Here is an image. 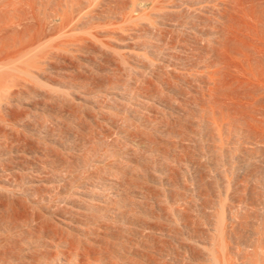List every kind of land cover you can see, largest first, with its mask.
<instances>
[{
  "label": "rangeland",
  "instance_id": "1",
  "mask_svg": "<svg viewBox=\"0 0 264 264\" xmlns=\"http://www.w3.org/2000/svg\"><path fill=\"white\" fill-rule=\"evenodd\" d=\"M62 1L63 0H53V1L52 0H37L35 1L34 15L40 18L38 20V17L37 19L35 17L34 18L35 20L31 19V21H34L37 26H41V27L37 28V26L34 25L35 24L34 22H31V21L29 22V19L24 20L23 23H21L24 26L22 27L19 26L18 28L16 27L17 30L14 27V32L16 33V35L14 36L15 33L13 32V29L9 28L6 34H9L10 36L7 35V37H5L6 40H4L5 43L9 44V42L11 43L12 38H14L12 41H14L15 38H18L15 41H18V40L22 41V39L25 40L26 37H30L32 36V34H35L36 36L38 34L42 35L43 33V31L41 32L42 27H43L42 30H45V31H44L43 38H41L42 36H40V38L42 40L44 38L45 40H47L48 38L50 39L52 37L51 38L52 40L50 39L51 40L50 44L46 42L45 40H43L45 41L44 43L49 44L47 46H50V48L46 49L47 46L44 45L43 48H45L47 51L38 52L39 51L38 50L36 53L37 59L34 58V63L36 61L37 62H36V65L35 64L34 65L37 66V68H35V70L37 69L36 70L37 72L32 69L31 70H20V71L18 70L20 73L16 70H5L4 73H1L0 75V85H1L0 94L1 95L3 94L6 96L5 98V96L3 97L0 95V99H1L0 100V110H1L0 116L3 117V120L1 118L0 121L1 120L4 121L3 123L0 122V165H1L0 166V179H1L0 180V190L2 189V191H0V216H1L0 217L1 218L0 219V264H31V263L32 264H72V263L73 264H84V263L89 264L90 262H91L90 264H99V263L104 264L107 262H108L107 264H113V263L116 264V260L113 259L114 258L113 254L115 250L117 249V247L120 249L118 250L119 251L118 255L121 254V252H123L121 251V249L123 248L125 250L126 248H128L126 252L130 249L131 250L134 249L132 252L133 255L129 254V251L127 252L128 254L126 253L127 259L124 258L125 252H123L124 255L123 253L121 254L122 255L121 258H123L122 260L126 259L124 261V264H126V262L127 264L128 263L134 264L135 263L134 261L137 260L136 258H138L139 256L141 257L143 254L145 255H143L141 258L139 257L141 260L138 259L140 261V264L142 263L146 264V262H148V264L149 263L150 264L152 263L153 264H205V262L206 264H213V263L220 264V262L221 264H232V263L246 264L247 262L248 264L249 263L255 264L256 262L252 261L253 259H255L253 258V256H255L254 253L260 254L262 250H257L258 248H254V247H257L260 243L264 246V237H263L264 236L263 234L264 233V230H263L264 229V199H263L264 198V182H263L264 181V169H263L264 168V164H263L264 163V145H263L264 144V135H263L264 134V124H263L264 123V112H262L264 111V102H263L264 100V88L263 87L264 86L263 84H259L260 81L261 83H264V73H263L264 72V67H263L264 59H262L264 58V56H262L264 55V52H263L264 51L263 49L264 48V34H263L264 33V19H263L264 18L263 17L264 0H226L225 2L226 4L224 3L225 5H223V6H226L225 7L226 9L219 7V4H220L219 0H216V2H213L215 0L213 1L212 0H196L197 2L194 0H188V1L181 0L184 3H182L180 0H179L180 2L178 0L177 1L174 0L176 1L175 3H178L176 4L177 7L174 2L172 3L171 0H167V1L163 0L162 4L163 3L164 4L162 6L163 8L167 6L166 8H164L166 9V11L173 9L172 7H170V9L168 10V6H172V5H174L176 8H178V5H179L178 10H181V11L176 13V11L174 12V10L173 11L171 10L169 11L170 13H166L165 10H164L165 12L161 10V13H160V10L159 12L156 11L158 9L157 7L156 10H152V12L154 11L153 13H157V14H154V15L153 13L150 14L149 12L151 11L147 10L148 13L145 12L147 13V15L145 14L147 17L145 18H148V20L147 19L144 20V18L140 19L139 20L140 23L132 22V23L124 24L122 21L120 23L117 22L118 20H116L115 22H112V20L111 22L109 21L105 22L106 21L105 19H104L105 21L102 22L103 20L102 19L100 20L101 22L98 21L99 23L98 24L96 22L93 23L90 18L88 19L86 18L87 20L84 23H81V21L79 23L77 22L78 24H80L79 26L77 25L76 22L75 24L71 22L73 24V27L69 26L71 23L66 25V27H63V28L59 27L62 33L65 28H66V31L68 28V31H67L68 33L65 32L64 35L60 34L61 32L58 31L59 29L57 26L58 21L56 22L57 24L52 23L54 20L48 23V21L50 20L49 19L46 22L48 23V25L45 26L46 23L44 24L43 22H45L46 20L44 21L40 20L43 14L45 16L46 12L48 13L46 14L47 17L55 14L56 11L54 12L53 9L56 10V5L61 4ZM71 1L68 0L69 3L66 2L67 8L70 6H74L71 4L75 0L72 3ZM102 1H104L103 6L99 5V7L101 8H97V12L95 14H97L99 10L103 11V14L101 15L103 17L107 16V14L104 16L106 12L112 13L115 10L114 11L115 13L119 11V9L122 8V6H124L125 3L127 5L128 3L130 5L132 4L131 0H122L125 3L121 2V0H102ZM138 1L140 0H134V2H138ZM147 1L148 0H146V3H148ZM204 1H206L205 4H204ZM210 1L213 2L212 5ZM64 2L65 1H63V4L65 5ZM79 2L77 0V2L75 3L77 4ZM120 2L122 5H120ZM201 2L204 5H207L210 3L208 5L209 6L208 15L203 13L204 9L201 7L203 6L201 5L202 4ZM39 3H41L40 4L41 6L39 5ZM43 5H45V8L48 10H44L45 8ZM58 5L57 7H59ZM180 5H183V7ZM217 5L219 8L216 7ZM116 6H119L120 8ZM220 6H222V4ZM63 7H66V6H62L61 4V8ZM127 7H129V5ZM175 7L174 9L176 10ZM191 7L192 9H194L195 7L197 9L191 10ZM200 7L201 9H199ZM163 8L161 7V9ZM57 9L59 11L57 10L56 13H60L62 10L60 8H57ZM43 10L46 12H44ZM107 10H112V11L108 12ZM222 10L224 11V13H222L223 12ZM40 11H42L41 12L42 14L39 13ZM48 11L49 12L51 11L52 15H49L50 13ZM242 11H245V12H242ZM255 11L257 14L255 13ZM183 12H184V15L186 13L185 16L183 15ZM250 12H254V13L250 14ZM110 13L108 14V16L112 15ZM99 14H101V12H99L98 15ZM148 14H149V17H148ZM202 14L207 15L208 18H206L204 15L206 20L211 19V17L215 19L212 18L211 21L210 20L206 21L203 16L202 18L200 17ZM159 15L160 17H158ZM172 15L174 17L176 16V18H174ZM180 15H182L183 17ZM187 15L189 19L185 18L187 17ZM192 15H195V16L193 17ZM220 15L223 17L224 16L226 17L223 18ZM246 16L252 19L254 18V19L253 20L252 19L249 20V18L246 19L247 18ZM55 18H57V16ZM109 19H111V17ZM171 19L174 22L173 24L171 23ZM26 21H28V23ZM40 21H42L44 26H42L43 24L40 25L41 23ZM82 21H85V20H82ZM87 21L88 22L90 21V23L88 24ZM150 21L152 22V24H150ZM85 23L88 25H85ZM141 23L143 24V26ZM49 24L57 26V30L53 29V26H50L49 28ZM93 24H96L97 26ZM106 24L108 26L109 24H111V26L106 27L107 26ZM260 24H262V26ZM99 25H102L103 27L102 26L99 27ZM104 25L106 26L104 27ZM55 26L54 28H56ZM36 28H37V32L34 30ZM47 28L49 30L51 29L50 30L51 33L48 32L49 30ZM83 28L84 30H86L87 35L85 32L84 34L80 33V31H83ZM88 28H89L90 37L87 32ZM90 28L92 29L91 31H90ZM109 28L112 30H110ZM101 29L102 30L104 29L105 31L103 30L102 32ZM133 29L135 30L134 32H133ZM246 29H248L249 31H247ZM33 30L34 32L38 34L34 33ZM71 30L73 31L72 34L70 33L72 32ZM75 30L77 31V33L74 32ZM139 31H141V33ZM26 32L28 33L27 36L24 35V34H27ZM98 32L100 34H98ZM106 33H110V35H107ZM140 34L141 35L143 34V36L144 35L145 36L140 37L141 36ZM245 34H247V36ZM58 35H61L62 37ZM258 36L260 37L261 40L259 39ZM56 37L58 38L57 40H56ZM91 37H93V39ZM103 37H106V38H103ZM96 39L98 42L96 41ZM255 39L256 40L258 39V40L256 41ZM62 42H63V45H65V47L61 45ZM260 42H263V43H260ZM244 45H248V46L246 47ZM249 46L250 47L252 46V47L250 48ZM258 46H259V49H256L258 48ZM43 48L42 50H44ZM249 48H250V52H249ZM52 49H54V51ZM64 50L70 51V53L69 52L67 53ZM48 52L50 53V55L48 54ZM257 52L258 53L260 52L261 55L260 54L258 55ZM240 53L242 54L243 57L241 56ZM39 55L40 57H38ZM49 56L50 58H47ZM233 56H236V57L234 58ZM259 56L260 57L262 56V57L260 58ZM41 57L43 61L42 59H40ZM59 57H61V59H59ZM226 59H230V60H226ZM39 61L41 62V65L38 64L40 63ZM220 61L221 62L223 61L224 63L223 62L221 63ZM258 63H260L261 65ZM49 64H51L52 67L51 65L49 66ZM39 66H40V69H39ZM26 71L27 72L29 71V72L26 73ZM249 72L251 73L255 72V73L249 74ZM38 73L41 75L39 76ZM247 73L248 75H246ZM12 74L13 75L15 74L14 76L16 78L19 77L21 79L19 78L16 79L15 77H12L13 76ZM27 74L29 75L27 76ZM253 75L255 79L252 77ZM8 76H9V79L8 81H6L7 79L5 78H8ZM23 77L26 81L22 79ZM11 78H15V80ZM235 78H237V82ZM242 79L246 80L247 83H245L246 81L244 82ZM9 81L11 84L7 85ZM38 81L41 83H39ZM31 83L33 85H31ZM42 83H45L44 86ZM13 84L16 86H14ZM45 85L47 86V88ZM259 85H262L263 89ZM5 86L6 88L8 86V89L11 88V90L10 89L8 90L6 88L2 89ZM53 87H54V91L52 89ZM209 87L211 90L208 89ZM256 88H258L257 89L258 93H257V90H255ZM1 89L3 90V92ZM5 90H7L8 92ZM58 90L62 92H59ZM254 92H256L257 94L255 95ZM14 93L16 94L13 95ZM30 93L31 94L33 93L32 94L33 97L29 96L31 95ZM60 94H62V97ZM250 94H252L253 97ZM59 95H60V99H59ZM209 95H211V97ZM243 96L245 97L248 96V97L243 98ZM11 97L12 98L14 97V99H12ZM53 97H56L58 100H56V98L53 100ZM256 97H259L258 100L257 99L255 100L257 103L254 101ZM260 103L262 105H260ZM249 104L251 105L249 106ZM22 106H25V107H22ZM28 106L30 109L28 108ZM246 106H247V109H246ZM248 107H250V109ZM255 108L257 109L258 112H256ZM251 109H253V111ZM249 110H251V112ZM204 111L208 113H205ZM215 111H217L218 113ZM27 112L29 114H27ZM219 112L222 114L223 113L225 114L222 115ZM213 113L216 114V115L214 114V116H216L217 118L221 115L219 119H222V121L224 120L222 123L225 122L223 124V127H225L223 134H225V136L222 134L220 135L221 137L223 136L224 140L220 137L223 142L218 140L219 137L216 138L217 137L216 127L210 123L211 121L208 122L209 120H211V116ZM232 115H235V116H232ZM257 115H259L260 117ZM202 116L203 118H201ZM25 117L27 119H25ZM251 117H254V118L252 119ZM246 118L249 120H247ZM256 118L259 120H257ZM19 120H21L22 122ZM205 120H208L207 121L208 125L206 124L207 122ZM240 121H242L241 123H244V124H241ZM7 122H10V123H7ZM234 122L235 123L237 122V123L235 124ZM200 123H202L204 126H202V124ZM7 124L11 126L9 127ZM246 124L251 125V126H248ZM233 125L236 126L235 130H234ZM261 127H263V129H261ZM250 128L251 129L253 128V131ZM257 128L258 129L260 128V129L256 130ZM16 129L18 130L20 129L19 132H17ZM236 129H238L239 131ZM189 130L190 131L195 130V131H192L191 133ZM246 130L248 131L250 130L251 133L250 131L248 132ZM176 132L182 135L178 136ZM243 132L244 134H242ZM235 133L236 134L238 133V134L236 135ZM203 134L204 136L202 137L201 135ZM227 134H230V135H227ZM231 135H232V138L234 137L233 139L231 138ZM28 136L29 137L31 136L33 138L31 139ZM207 138H208V141H207ZM209 138H211L212 143L209 142L211 141ZM242 140L244 141L240 143V141ZM200 142H202L203 144ZM249 142H252V143L254 142V143L249 144ZM218 143L221 144L219 149L224 144L222 146L223 149L222 148L220 149L221 151L218 150V146H219V145L217 146ZM168 144H171V145L169 146ZM210 144H213V145H210ZM261 144L263 146H261ZM153 147L158 152H156V150ZM236 147L237 148L240 147V148L237 149ZM202 148L204 149L202 150ZM206 148L209 149L211 153ZM258 148H260L261 152ZM153 150H155V152ZM226 150H228L229 153ZM162 152H164L166 155H164V153L162 154ZM215 152L217 153L218 156L219 155L220 156L218 157L216 154H214ZM248 152L249 154L247 155L246 153ZM221 154L223 155L221 156ZM223 156H225V158H223ZM209 157H211V159ZM231 157H232V160H231ZM203 158L204 159L206 158V159L204 160ZM217 160L222 161L221 162L222 164L218 161L219 163L217 166ZM230 160L233 161V163ZM238 160H240V162H238ZM228 162H230L231 164L230 163L228 164ZM84 164H86L87 166ZM135 164H136V167L134 166ZM223 164L226 165V167ZM257 164L259 165L257 166ZM228 165H232V166H228ZM142 166L144 167L141 168ZM211 167H213V169ZM259 167L262 169H260ZM254 171H256L257 174L254 173ZM119 172L121 173V175ZM228 180H229L228 182L229 185H227ZM127 182L130 183L131 185L130 184L128 185ZM66 184H68V186ZM133 185H136V186H133ZM7 186L9 188L5 190L4 188H6ZM228 187H230L231 189ZM138 188L140 190H138ZM76 189L78 190V192ZM251 189L253 190V192ZM10 190L12 192L14 191L13 192L14 194ZM119 190L120 192L121 191L122 192L120 193ZM224 191L225 192L227 191V193H225ZM248 191H250L251 194L254 192H257V193L256 195L254 194L250 195V192ZM176 193L177 194L179 193V194L177 195ZM245 193H247L248 195ZM32 194H34L35 196ZM7 195H9V198L7 197ZM58 196H60V198ZM119 200L120 202H118ZM161 201H163L164 203ZM11 202L13 203L15 202V203L13 204ZM218 202H220L221 207ZM38 203H40V207ZM168 203H170L171 205ZM117 204L119 206H117ZM246 206H248L249 208ZM121 207L123 209H121ZM257 207L258 208L261 207V208L258 209ZM172 208L174 210H172ZM4 209L6 211H3ZM186 209L189 211H187ZM118 210H119V214L122 215V213H124L122 218L126 217L125 220L121 218V215L119 216ZM219 210L221 211L222 214H220ZM175 211L176 212L178 211V212L176 213ZM125 212H127L126 214H128V216L125 214ZM134 214L136 215L134 216ZM8 215L10 216L8 217ZM117 215L119 216L120 219L124 220V222L126 223L123 224L124 222L122 220L119 221L117 219L118 217L117 218L114 217ZM217 215L218 217H216ZM247 215H248V218H247ZM257 216L259 219L257 218ZM3 217H4V221H3ZM132 217L134 220L132 219ZM141 220H142V223H141ZM112 221H115V222H112ZM257 221H258V225L256 224ZM61 223L63 225H61ZM216 224H218L219 228ZM149 225L151 228L149 227ZM123 227L125 228L127 227L126 229H129L131 231L129 230L126 231L125 228ZM246 230L249 232H247ZM251 230L252 232H250ZM257 230L260 233H258ZM43 231H44V234L42 233ZM90 232L91 233L93 232V233L91 234ZM129 232L131 233L129 234ZM221 232L222 234H220ZM229 233H230V237H229ZM253 233L255 234V236L253 235ZM47 234L48 236H46ZM98 234H99L98 236L99 238L97 237ZM107 234L109 235V237L107 236ZM219 234L221 237H219ZM226 234H228V236ZM36 238H39V239H36ZM100 239H102V241ZM153 239H155L154 241L156 242V243L154 242V245H155L154 247L153 245L151 246V244L144 246L145 241L147 244V240H149V243H151L150 241H153ZM220 239L222 242L220 241ZM254 239H256V242ZM38 240H41V242L42 243L44 242V244L47 242L49 244V248H47L48 247L47 243L44 245V244H41V242ZM214 240L216 241L214 242ZM83 241L85 242L87 241V242L85 243ZM235 241L237 244L235 243ZM37 242L38 243L40 242V243L37 244ZM77 242L79 244H77ZM96 242H98L99 244ZM104 242L107 245H105ZM208 242H210L211 244L210 243L208 244ZM117 243L118 244L120 243L121 245H123L122 248H120L121 245L119 244L118 246ZM229 243L231 245H229ZM255 243L257 244V246H255L256 245ZM34 244L35 246H33ZM245 244L246 245L250 244V245H247L249 246L247 247ZM261 244L259 246H261ZM44 246H46L45 247L46 249L42 248ZM150 246L153 247V249H151L153 250V252L149 249L151 248ZM142 247H144L145 250ZM155 247L156 248L158 247L157 248L158 251L160 249L161 252L163 250L165 252L163 251L161 253L159 251L160 253L159 252L157 253V250ZM233 247H234V250H233ZM100 248H103V249H100ZM154 248L156 250V253H154L155 252ZM254 249H256V251H252ZM232 251L233 252L235 251V252L233 253ZM43 254H45L44 257L47 254L48 255L44 258L42 257ZM111 254L113 258H111ZM134 254H137L139 256L134 257ZM211 254H213V256H211ZM128 255H131V256L128 258ZM105 256H106L105 262H103L101 258ZM194 256H195V259L193 258ZM245 256H246V259L249 257L250 258L245 260ZM208 257H214L217 260L215 261L214 258H208ZM47 258H49L50 261ZM132 258L133 259L135 258V260H132ZM143 258L147 259L145 260L146 262L144 261ZM116 259H117V264H119L121 259L118 257ZM207 259H210V261Z\"/></svg>",
  "mask_w": 264,
  "mask_h": 264
},
{
  "label": "bare ground",
  "instance_id": "2",
  "mask_svg": "<svg viewBox=\"0 0 264 264\" xmlns=\"http://www.w3.org/2000/svg\"><path fill=\"white\" fill-rule=\"evenodd\" d=\"M35 1H37V0H0V75H1V73H4L5 70H16V71H18V70H19V71H20V70H31V69H32V70H35V68H37V66H35L37 61L34 63V58H36V53H37V51L39 50L38 52H40V51H41V52H43V51L46 52V51H47L46 49H49V48H50V46H47V45L50 44V41L52 40V39H51L52 37L50 38L51 40L47 37V38H48V39H47L48 41L45 40V38H44L43 40H45V41L48 42L49 44H48V43H47V44L44 43L45 41H43L41 38H43V36H44V31H45V30H42L43 27H42V29L40 28V29H41V32L43 31V33H42V35H41V34L39 35V34L36 33V32H37V28H38V27H41V26H37L36 23H35L34 21H31V19L35 20L34 18L36 17V15H34ZM52 1H53V0H52ZM63 1H65V2H64L65 5L63 4ZM63 1H62V3H61V2H60V3L62 4V6H66V7H63L65 10H64L63 8H61V4H59V5L57 4L59 7H57V5H56V10L53 9V8H52V9L54 10V12H55V11L57 12V10H58L57 8H60V9H62L61 12H60V13H56V12H55V14L52 15L51 11H50V12L48 11V12L50 13L49 15H52V16H49V15H48L49 17L46 16V14H48V13H47L46 11H44V10H48V9H46V8H45V5H43L44 8H45L43 11L46 12V13H45V16H46V17H45L44 14H43V16L41 15L42 17H41L40 20H42V21L46 20L45 22H43L44 24H45L49 19H50V20L48 21V23H49V22H52V21L54 20L52 23H53V24H54V23H55V24L58 23V24H57L58 28H59V27H62V28H63V27H66V25H68V24L71 23V22H73V24H75V22H76V23H77V22L79 23L80 21H81V23H84V22H86V20H87L88 18H90V19L92 20L93 23H94V22L98 23V21L101 22L100 20H102V19H103L102 22L105 21V20H106L105 22H107V21L111 22V20H112V22H115L116 20H118L117 22L120 23V22L122 21L124 24H125V23H132V22H136V23H137V22H139L140 19H143V18H144V20H145V19L148 20V18H145V17H147L146 15H147V13H148L147 10H148V11H151V12H149V13L151 14V13L154 12V11L152 12V10H156V8L158 7V9H157L156 11L159 12V10H160V13H161V10H162V11H164V10L166 11V9H164V8L167 7L166 5H164V6H166V7L163 8V6H162V5L164 4V3L162 4L163 0H150V1L148 0V1H147L148 3H146V0H142V1L140 0V1H138V2H134V0H133V1L131 0V3H132L131 5L127 2L128 5H129V7H127L128 5H127L124 1L121 0V2H124L125 5H127V6L124 5V6H122V8H120L119 6L122 5L121 2H120V5H119V6H116V7L120 8L119 11H117V12L114 13V11H115V10H114L112 13H110L109 11H112V10H107V11H108L110 14H112V15H111V16H108L109 13L106 12V13L104 14V16H105L106 14H107V16L103 17V16H101V15L103 14V11H100V10H99V12H101V14L98 15L99 12H98L97 14H95V13L97 12V8H101V7H99V5H100V6H103L104 1H102V0H80V2H79V0H78L79 3H77V4L75 3V2H77V0H75V1H74V0H72V1L69 0V1H71V3L74 1L73 3H75V4L72 3L71 5H74V6H70V7H68V8H67V3H69L68 0H63ZM101 1H102V2H101ZM164 1H165V0H164ZM166 1H167V0H166ZM171 1H172V3H173V2L175 3L177 0H176V1L171 0ZM178 1H179V0H178ZM180 1H181V0H180ZM180 1H179V2H180ZM182 1H183V0H182ZM182 1H181V2H182ZM187 1H188V0H187ZM194 1H196V0H194ZM212 1H213V0H212ZM40 2H41V1H40ZM66 2H67V3H66ZM108 2H109V1H108ZM192 2H193V1H192ZM196 2H197V1H196ZM202 2H203V1H202ZM202 2H201V3H202ZM210 2H211V1H210ZM213 2H216V0L213 1ZM213 2H211V5H212ZM217 2H218V1H217ZM225 2H226V0H219V3H220V4H219V3H217V4H219V7L225 8L226 6H223V5L226 4ZM241 2H243V1H241ZM116 3H117V2H116ZM124 3H123V4H124ZM166 3H168V2H166ZM166 3H165V4H166ZM182 3H184V2H182ZM187 3H188V2H187ZM189 3H190V1H189ZM205 3H206V1H204V4H205ZM224 3H225V4H224ZM258 3H259V2H258ZM37 4H38V3H37ZM40 4H41V3H39V5H40ZM45 4H46V3H45ZM49 4H50V3H49ZM118 4H119V2H118ZM160 4H161V5H160ZM170 4H171V3H170ZM170 4H169V5H170ZM176 4H178V3H175V5H176ZM193 4H194V3H193ZM198 4H199V3H198ZM204 4H203V3L201 4V5H203V6H201V7L204 9V10L202 9V10L204 11L203 13H205V14L208 15V14H209V13H208V7H209L208 5H209L210 3L207 4V5H204ZM221 4H222V6H220ZM263 4H264V3H263ZM68 5H70V4H68ZM112 5H114V4H112ZM116 5H117V4H116ZM167 5H168V4H167ZM199 5H200V4H199ZM37 6H38V5H37ZM40 6H41V5H40ZM47 6H48V4H47ZM49 6H50V5H49ZM159 6H160V8H159ZM180 6L183 7V5H180ZM236 6H237V5H236ZM259 6H260V5H259ZM52 7H53V6H52ZM125 7H126V8H125ZM161 7H162L163 9H161ZM170 7H172L173 9H170ZM174 7H175L174 5H172V6H168V10H169V9H170L169 11H171V10L173 11V10H174V12L176 11V13H178L179 11H181V10H178L179 5H178V8H176V7H177V5H176V7H175L176 10L174 9ZM185 7H186V6H185ZM201 7H200L199 9H201ZM216 7H218V5H217ZM219 7H218V8H219ZM239 7H240V6H239ZM47 8H48V7H47ZM49 8H50V7H49ZM211 8H212V7H211ZM211 8H210V9H211ZM242 8H243V7H242ZM257 8H258V7H257ZM259 8H260V7H259ZM52 9H51V10H52ZM125 9H126V10H125ZM194 9H197V8L195 7ZM194 9H192V7H191V10H194ZM199 9H198V10H199ZM210 9H209V10H210ZM225 9H226V8H225ZM177 10H178V11H177ZM189 10H190V9H189ZM189 10H188V11H189ZM202 10H201V11H202ZM220 10H221V9H220ZM220 10H219V11H220ZM252 10H253V8H252ZM58 11H59V10H58ZM165 11H164V12H165ZM169 11H166V13H170ZM216 11H218V10H216ZM222 11H223V10H222ZM222 11H221V12H222ZM225 11H226V10H225ZM234 11H235V10H234ZM238 11H239V10H238ZM260 11H262V10H260ZM41 12H42V11H40L39 13H41ZM44 12H43V13H44ZM54 12H53V13H54ZM104 12H105V11H104ZM145 12H147V13H145ZM209 12H210V11H209ZM231 12H232V11H231ZM235 12H236V11H235ZM240 12H241V11H240ZM242 12H245V11H242ZM257 12H258V11H257ZM187 13H188V12H187ZM189 13H190V12H189ZM222 13H224V11H223ZM251 13H254V12H250V14H251ZM255 13H256V11H255ZM35 14H36V13H35ZM41 14H42V13H41ZM56 14H57V15H56ZM145 14H146V15H145ZM154 14H157V13H153V15H154ZM163 14H164V13H163ZM205 14H202L200 17H201V18H202V16L204 17ZM211 14H212V13H211ZM217 14H218V13H217ZM239 14H241V13H239ZM256 14H257V13H256ZM38 15H39V14H38ZM55 15L57 16V18H55V17H56ZM183 15H184V12H183ZM185 15H186V13H185ZM185 15H184V16H185ZM190 15H191V14H190ZM195 15H196V14H195ZM195 15H192V16L194 17ZM207 15H205L206 18H208ZM223 15H224V14H223ZM229 15H230V14H229ZM236 15H237V13H236ZM253 15H254V14H253ZM261 15H262V14H261ZM39 16H40V15H39ZM54 16H55V17H54ZM156 16H157V15H156ZM156 16H155V17H156ZM167 16H168V15H167ZM172 16H173V15H172ZM180 16H182V15H180ZM213 16H214V15H213ZM218 16H219V15H218ZM220 16H221V15H220ZM259 16H260V15H259ZM37 17H38V16H37ZM37 17H36V19H37ZM44 17L47 18V19H45ZM110 17H111V19H109ZM148 17H149V14H148ZM158 17H160V15H159ZM173 17H174V16H173ZM182 17H183V16H182ZM182 17H181V18H182ZM196 17H197V16H196ZM200 17H199V19H200ZM205 17H204V19L206 20ZM221 17H223V16H221ZM224 17H226V16H224ZM224 17H223V18H224ZM246 17H247V16H246ZM251 17H252V16H251ZM263 17H264V15H263ZM39 18H40V17H38V20H39ZM54 18H55V19H54ZM86 18H87V19H86ZM169 18H170V17H169ZM174 18H176V16H175ZM174 18H173V19H174ZM185 18L187 19V18H188V15H187V17H185ZM212 18H213V17H211V19H207V20H210V21H211ZM217 18H218V17H217ZM248 18H249V17H247L246 19H248ZM28 19H29V22H30V21H31V22H34V23H35L34 25L37 26V28L34 29L36 32H34V30H33V32L36 33V34H38V35L36 36L35 34H32V33H31L32 36H30V37H26L25 40L22 39V41H21V40L15 41V40H17L18 38H15V40L12 41L14 38L10 37V38H12V39H11V43H10V42H9V44L5 43V41H4V40H6L5 37H7V35H9V34H6V33H7V30L10 28V29H13V32H14V27H15V28H16V27L18 28L19 26H20V27L24 26V25H22L21 23H23L24 20H28ZM104 19H105V20H104ZM108 19H109V20H108ZM149 19H150V18H149ZM159 19H160V18H159ZM164 19H165V17H164ZM179 19H180V18H179ZM186 19H185V20H186ZM188 19H189V18H188ZM204 19H203V20H204ZM213 19H215V18H213ZM220 19H221V18H220ZM231 19H232V18H231ZM244 19H245V18H244ZM250 19H252V18H249V20H250ZM253 19H254V18H253ZM253 19H252V20H253ZM260 19H261V18H260ZM263 19H264V18H263ZM263 19H262V20H263ZM82 20H85V21H82ZM91 20H90V21H91ZM94 20H96V21H94ZM153 20H155V19H153ZM156 20H157V19H156ZM161 20H162V19H161ZM203 20H201V21H203ZM205 20H204V21H205ZM207 20H206V21H207ZM252 20H251V21H252ZM36 21H37V20H36ZM42 21H40L41 23L39 22L40 25L43 24ZM57 21H58V22H57ZM90 21H89V22L87 21V23L89 24ZM167 21H168V20H167ZM177 21H178V20H177ZM186 21H187V20H186ZM201 21H200V22H201ZM213 21H214V20H213ZM254 21H255V20H254ZM26 22L28 23V21H26ZM56 22H57V23H56ZM141 22H143V21H141ZM153 22H154V21H153ZM159 22H160V21H159ZM179 22H180V21H179ZM183 22H184V21H183ZM197 22H198V21H197ZM208 22H209V21H208ZM208 22H207V23H208ZM252 22H253V21H252ZM261 22H262V21H261ZM27 23H25V24H27ZM48 23H46L45 26H47ZM78 23H77V25L79 26L80 24H78ZM139 23H140V22H139ZM145 23H146V22H145ZM145 23H144V24H145ZM154 23H155V22H154ZM169 23H170V22H169ZM171 23H172V24L174 23V22L172 21V19H171ZM191 23H192V21H191ZM204 23H205V22H204ZM212 23H213V22H212ZM249 23H250V22H249ZM29 24H31V23H29ZM44 24H43L42 26H44ZM73 24L71 23L69 26L73 27ZM88 24L85 23V25H88ZM91 24H92V23H91ZM98 24H99V23H98ZM107 24H108V23H107ZM107 24H106V25H107ZM116 24H118V23H116ZM141 24H142V23H141ZM150 24H152L151 21H150ZM155 24H156V23H155ZM162 24H163V23H162ZM166 24H167V23H166ZM166 24H164V25H166ZM172 24H171V25H172ZM235 24H237V23H235ZM239 24H240V23H239ZM243 24H244V23H243ZM246 24H247V23H246ZM258 24H259V23H258ZM77 25H76V26H77ZM82 25H83V24H82ZM93 25L97 26L96 24H93ZM106 25H104V27H105ZM120 25H121V24H120ZM174 25H175V24H174ZM241 25H242V24H241ZM256 25H257V23H256ZM260 25L262 26V24H260ZM260 25H259V26H260ZM50 26H53V29L57 30V26L49 24V28H50ZM54 26H55L56 28H54ZM69 26H68V27H69ZM83 26H84V25H83ZM100 26H102V25H99V27H100ZM109 26H111V24H109ZM109 26L107 25L106 27H109ZM117 26H119V25H117ZM142 26H143V24H142ZM151 26H152V25H151ZM244 26H245V25H244ZM251 26H252V25H251ZM29 27H31V26H29ZM29 27H28V28H29ZM102 27H103V26H102ZM181 27H183V26H181ZM200 27H201V26H200ZM17 28H16V30H17ZM28 28H27V29H28ZM45 28H46V27H45ZM45 28H44V29H45ZM69 28H70V27H69ZM97 28H98V27H97ZM121 28H122V27H121ZM130 28H132V27H130ZM140 28H141V27H140ZM143 28H144V27H143ZM223 28H224V27H223ZM257 28H258V27H257ZM259 28H260V27H259ZM30 29H32V28H30ZM40 29H39V30H40ZM47 29H48V28H47ZM47 29H46V31H47ZM53 29H52V30H53ZM70 29H71V28H70ZM72 29H74V28H72ZM105 29H106V28H105ZM109 29H110V28H109ZM134 29H136V28H134ZM134 29H133V32L135 31ZM231 29H232V28H231ZM242 29H243V28H242ZM250 29H251V28H250ZM255 29H256V27H255ZM261 29H262V27H261ZM16 30H15V31H16ZM48 30H49V29H48ZM50 30H51V29H50ZM50 30H49L48 32L51 33ZM64 30H65V31H64ZM64 30H63V33H62V31H60V28L58 29V31H60V32H61L60 34H62V35H64L65 32L68 31V28H67V31H66V28H65ZM91 30H92V29L90 28V31H91ZM94 30H95V29H94ZM101 30H102V29H101ZM101 30H100V31H101ZM103 30H104V29H103ZM103 30H102V32H103ZM110 30H112V29H110ZM124 30H125V29H124ZM126 30H127V29H126ZM136 30H138V29H136ZM160 30H161V29H160ZM221 30H222V29H221ZM244 30H245V29H244ZM246 30L249 31L248 29H246ZM18 31H19V30H18ZM18 31H17V32H18ZM71 31H72V30H71ZM98 31H99V30H98ZM104 31H105V30H104ZM130 31H131V29H130ZM143 31H144V30H143ZM165 31H166V30H165ZM175 31H176V30H175ZM214 31H215V30H214ZM250 31H251V30H250ZM8 32H9V31H8ZM10 32H11V31H10ZM13 32H12V33H13ZM19 32H20V31H19ZM38 32H39V31H38ZM48 32H47V33H48ZM74 32L77 33L76 30H75ZM78 32H79V31H78ZM84 32L86 33V30H84V28H83V31H80V33H83V34H84ZM87 32H88L89 37H90L89 28L87 29ZM96 32H97V30H96ZM102 32H101V34H102ZM139 32L141 33V31H139ZM167 32H168V31H167ZM235 32H236V31H235ZM245 32H246V31H245ZM254 32H255V31H254ZM14 33H15V32H14ZM26 33H27V32H26ZM39 33H40V32H39ZM67 33H68V32H67ZM70 33L72 34L73 31L70 32ZM70 33H69V34H70ZM114 33H115V32H114ZM150 33H151V32H150ZM174 33H175V32H174ZM256 33H257V32H256ZM5 34H6V36H5ZM31 34H30V35H31ZM58 34H59V33H58ZM92 34H93V33H92ZM98 34H100V33L98 32ZM106 34H107V35H110V33H106ZM143 34H144V33H143ZM143 34H142V35L140 34V35H141L140 37H142ZM227 34H228V33H227ZM243 34H244V33H243ZM251 34H252V33H251ZM253 34H254V33H253ZM263 34H264V33H263ZM15 35H16V33L14 34V36H15ZM19 35H20V34H19ZM24 35L27 36L28 33H27V34H24ZM34 35H35V36H34ZM46 35H47V34H46ZM46 35H45V36H46ZM48 35H49V34H48ZM86 35H87V33H86ZM103 35H104V33H103ZM113 35H115V34H113ZM118 35H119V34H118ZM138 35H139V34H138ZM146 35H148V34H146ZM161 35H162V34H161ZM163 35H164V34H163ZM178 35H179V34H178ZM245 35L247 36V34H245ZM259 35H260V33H259ZM9 36H10V35H9ZM12 36H13V34H12ZM17 36H18V35H17ZM40 36H42V37L40 38ZM50 36H51V35H50ZM50 36H49V37H50ZM52 36H53V35H52ZM55 36H56V35H55ZM58 36H61V35H58ZM58 36H57V37H58ZM68 36H69V35H68ZM91 36H92V35H91ZM135 36H136V34H135ZM144 36H145V35H144ZM144 36H143V37H144ZM152 36H153V35H152ZM18 37H19V36H18ZM57 37H56V40L58 39ZM61 37H62V36H61ZM93 37H94V36H93ZM93 37H91V38L93 39ZM108 37H109V36H108ZM137 37H138V36H137ZM140 37H139V38H140ZM258 37H259V36H258ZM261 37H263V36H261ZM19 38H20V37H19ZM94 38H95V37H94ZM103 38H106V37H103ZM222 38H223V37H222ZM253 38H254V37H253ZM26 39H27V40H26ZM53 39H54V38H53ZM132 39H133V38H132ZM176 39H177V38H176ZM241 39H242V38H241ZM259 39H260V37H259ZM8 40H10V39H8ZM23 40H24V41H23ZM41 40H42V41H41ZM79 40H80V39H79ZM94 40H95V39H94ZM184 40H185V39H184ZM255 40H256V39H255ZM257 40H258V39H257ZM257 40H256V41H257ZM260 40H261V39H260ZM262 40H263V39H262ZM53 41H54V40H53ZM96 41H97V39H96ZM250 41H251V40H250ZM250 41H249V43H250ZM66 42H68V41H66ZM97 42H98V41H97ZM215 42H216V41H215ZM231 42H232V41H231ZM251 42H252V41H251ZM254 42H255V41H254ZM254 42H253V43H254ZM79 43H80V42H79ZM210 43H211V42H210ZM249 43H248V45H249ZM255 43H256V42H255ZM260 43H263V42H260ZM66 44H68V43H66ZM76 44H77V43H76ZM44 45H46L48 48H47L46 46H45L46 49L43 48ZM51 45H52V44H51ZM61 45H63V42H62ZM101 45H102V44H101ZM207 45H208V44H207ZM233 45H234V44H233ZM248 45H244V46L247 47ZM254 45H255V44H254ZM261 45H262V44H261ZM41 46H42V47H41ZM53 46H55V45H53ZM59 46H60V45H59ZM63 46L65 47V45H63ZM68 46H70V45H68ZM60 47H61V46H60ZM104 47H106V46H104ZM112 47H113V46H112ZM246 47H245V48H246ZM249 47H250V46H249ZM251 47H252V46H251ZM251 47H250V48H251ZM42 48H43L44 50H42ZM58 48H59V47H58ZM80 48H81V47H80ZM98 48H99V47H98ZM108 48H109V47H108ZM108 48H107V49H108ZM245 48H244V49H245ZM250 48H249V52H250ZM260 48H261V47H260ZM40 49H41V50H40ZM62 49H63V48H62ZM62 49H60V50H62ZM256 49H259V46H258V48H256ZM263 49H264V48H263ZM50 50H51V49H50ZM50 50H48V51H50ZM52 50L54 51V49H52ZM57 50H58V49H57ZM68 50H70V49H68ZM82 50H83V49H82ZM116 50H117V49H116ZM245 50H246V49H245ZM64 51H66V50H64ZM110 51H111V50H110ZM184 51H185V50H184ZM229 51H230V50H229ZM247 51H248V50H247ZM256 51H258V50H256ZM262 51H263V50H262ZM66 52H67V53H68V52L70 53V51H66ZM241 52H242V51H241ZM243 52H244V51H243ZM252 52H253V51H252ZM263 52H264V51H263ZM263 52H262V53H263ZM51 53H53V52H51ZM61 53H62V52H61ZM226 53H227V52H226ZM229 53H230V52H229ZM237 53H238V52H237ZM254 53H255V51H254ZM48 54L50 55L49 52H48ZM219 54H220V53H219ZM221 54H222V53H221ZM233 54H234V53H233ZM240 54H241V53H240ZM257 54L259 55L260 52H259V53L257 52ZM257 54H256V55H257ZM202 55H203V54H202ZM260 55H261V54H260ZM46 56H47V55H46ZM46 56H45V57H46ZM51 56H53V55H51ZM237 56H238V55H237ZM241 56H242V54H241ZM251 56H253V55H251ZM262 56H264V55H262ZM262 56H261V57H262ZM38 57H40V55H39ZM206 57H207V56H206ZM221 57H222V55H221ZM233 57L235 58L236 56H233ZM242 57H243V56H242ZM247 57H248V56H247ZM259 57H260V56H259ZM261 57H260V58H261ZM47 58H50V56L47 57ZM56 58H57V57H56ZM62 58H63V57H62ZM257 58H258V57H257ZM36 59H37V58H36ZM40 59H42V57H41ZM40 59H39V60H40ZM51 59H52V58H51ZM59 59H61V57H59ZM237 59H238V58H237ZM262 59H264V58H262ZM197 60H198V59H197ZM223 60H224V59H223ZM226 60H230V59H226ZM251 60H252V59H251ZM42 61H43V59H42ZM254 61H255V59H254ZM254 61H253V62H254ZM256 61H257V60H256ZM260 61H261V60H260ZM263 61H264V60H263ZM39 62H40V61H39ZM46 62H47V61H46ZM63 62H64V61H63ZM220 62H221V61H220ZM220 62H219V64H220ZM222 62H223V61H222ZM222 62H221V63H222ZM233 62H234V61H233ZM239 62H240V61H239ZM244 62H245V61H244ZM247 62H248V61H247ZM44 63H45V62H44ZM47 63H48V62H47ZM223 63H224V62H223ZM260 63H262V62H260ZM260 63H258V64H260ZM34 64H35V65H34ZM38 64L41 65V62L38 63ZM150 64H151V63H150ZM249 64H250V63H249ZM42 65H43V64H42ZM50 65H51V64H49V66H50ZM212 65H213V64H212ZM236 65H237V64H236ZM253 65H254V64H253ZM260 65H261V64H260ZM32 66L34 67V69H33ZM43 66H44V65H43ZM230 66H231V65H230ZM232 66H233V64H232ZM234 66H235V65H234ZM47 67H48V66H47ZM51 67H52V65H51ZM211 67H212V66H211ZM225 67H226V66H225ZM244 67H245V66H244ZM263 67H264V66H263ZM54 68H55V67H54ZM223 68H224V66H223ZM231 68H232V67H231ZM231 68H230V69H231ZM259 68H260V67H259ZM39 69H40V66H39ZM47 69H48V68H47ZM60 69H61V68H60ZM220 69H221V68H220ZM225 69H226V68H225ZM234 69H235V68H234ZM237 69H238V68H237ZM251 69H252V67H251ZM2 70H3V71H2ZM36 70H37V69H36ZM36 70H35V71H36ZM152 70H153V69H152ZM218 70H219V69H218ZM226 70H227V69H226ZM228 70H229V69H228ZM231 70H232V69H231ZM260 70H261V69H260ZM1 71H2V72H1ZM19 71H18V72H19ZM35 71H34V72H35ZM44 71H45V70H44ZM247 71H248V70H247ZM249 71H250V70H249ZM252 71H253V70H252ZM252 71H251V72H252ZM22 72H23V71H22ZM28 72H29V71H28ZM28 72L26 71V73H28ZM36 72H37V71H36ZM36 72H35V73H36ZM38 72H39V71H38ZM45 72H46V71H45ZM231 72H232V71H231ZM245 72H246V71H245ZM251 72H249V74H250ZM19 73H20V72H19ZM24 73H25V72H24ZM30 73H31V71H30ZM40 73H41V72H40ZM163 73H164V72H163ZM163 73H162V74H163ZM196 73H197V72H196ZM253 73H255V72H253ZM253 73H251V74H253ZM263 73H264V72H263ZM263 73H262V74H263ZM6 74H7V73H6ZM9 74H10V73H9ZM32 74H33V72H32ZM38 74H39V73H38ZM203 74H204V72H203ZM214 74H215V73H214ZM225 74H226V73H225ZM235 74H236V73H235ZM241 74H242V73H241ZM241 74H240V75H241ZM7 75H8V74H7ZM12 75H13V74H12ZM14 75H15V74H14ZM14 75H13L12 77H15ZM25 75H26V74H25ZM28 75H29V74H27V76H28ZM34 75H36V74H34ZM40 75H41V74H39V76H40ZM51 75H52V74H51ZM200 75H201V74H200ZM246 75H248V73H247ZM64 76H65V75H64ZM185 76H186V75H185ZM211 76H212V74H211ZM227 76H228V75H227ZM229 76H230V75H229ZM255 76H256V75H255ZM262 76H263V75H262ZM31 77H33V76H31ZM37 77H38V76H37ZM230 77H231V76H230ZM252 77L254 78V75H253ZM3 78H5V77H3ZM15 78H16V77H15ZM15 78H11V79H14V80H15ZM18 78H19V77H17L16 79H18ZM212 78H214V77H212ZM261 78H262V77H261ZM5 79H7L6 81H8L9 76H8V78H5ZM5 79H4V80H5ZM19 79H21V78H19ZM22 79H24V77H23ZM34 79H35V78H34ZM49 79H50V78H49ZM49 79H48V80H49ZM235 79H236V82H237V78H235ZM235 79H234V80H235ZM254 79H255V78H254ZM24 80H25V79H24ZM27 80H28V79H27ZM37 80H38V79H37ZM39 80H40V79H39ZM231 80H232V79H231ZM242 80H243V79H242ZM248 80H249V79H248ZM261 80H262V79H261ZM25 81H26V80H25ZM33 81H34V80H33ZM49 81H50V80H49ZM232 81H233V80H232ZM232 81H231V82H232ZM243 81L245 82L246 80H243ZM28 82H29V81H28ZM28 82H27V83H28ZM38 82H39V81H38ZM205 82H206V81H205ZM213 82H214V81H213ZM248 82H249V81H248ZM252 82H253V81H252ZM29 83H30V82H29ZM39 83H41V82H39ZM245 83H247V81H246ZM9 84H11L10 81L8 82L7 85H9ZM14 84H15V83H14ZM14 84H13V85H14ZM19 84H20V83H19ZM36 84H37V83H36ZM42 84H43V86H44L45 83H42ZM42 84H41V85H42ZM217 84H218V83H217ZM229 84H230V83H229ZM233 84H234V83H233ZM233 84H232V85H233ZM241 84H242V83H241ZM250 84H251V83H250ZM250 84H249V85H250ZM259 84H263V86H264V83H261V81H260ZM20 85H21V84H20ZM26 85H27V84H26ZM26 85H25V87H26ZM31 85H33V84L31 83ZM65 85H66V84H65ZM204 85H205V84H204ZM209 85H210V84H209ZM225 85H226V84H225ZM242 85H243V84H242ZM242 85H241V86H242ZM0 86H1V85H0ZM10 86H11V85H10ZM14 86H16V85H14ZM45 86H46V85H45ZM259 86H260L261 88L263 87L262 85H259ZM259 86H257V87H259ZM28 87H29V86H28ZM31 87H32V86H31ZM36 87H38V86H36ZM48 87H49V86H48ZM214 87H216V86H214ZM238 87H239V85H238ZM249 87H250V86H249ZM5 88H6V86H5L4 88H2V89H5ZM29 88H30V87H29ZM29 88H28V89H29ZM39 88H40V86H39ZM46 88H47V86H46ZM50 88H51V87H50ZM50 88H49V89H50ZM56 88H57V87H56ZM225 88H226V87H225ZM242 88H243V87H242ZM247 88H248V86H247ZM247 88H246V89H247ZM253 88H254V87H253ZM263 88H264V87H263ZM263 88H262V89H263ZM2 89H1V90H2ZM6 89H8V86H7ZM9 89L11 90V88H9ZM9 89H8V90H9ZM49 89H48V90H49ZM52 89H53V91H54V87H53ZM63 89H64V88H63ZM208 89H210V87H209ZM214 89H215V88H214ZM234 89H235V88H234ZM236 89H237V88H236ZM246 89H245V90H246ZM257 89H258V88H256L255 90H257ZM18 90H19V89H18ZM56 90H57V89H56ZM60 90H61V89H60ZM173 90H174V89H173ZM199 90H200V89H199ZM210 90H211V89H210ZM210 90H209V91H210ZM251 90H253V89H251ZM5 91H7V90H5ZM5 91H4V92H5ZM34 91H35V90H34ZM58 91H59V90H58ZM75 91H76V90H75ZM193 91H194V90H193ZM260 91H262V90H260ZM2 92H3V90H2ZM7 92H8V91H7ZM15 92H16V91H15ZM30 92H31V90H30ZM35 92H36V91H35ZM59 92H62V91H59ZM66 92H67V91H66ZM140 92H141V91H140ZM162 92H163V91H162ZM196 92H197V91H196ZM196 92H195V93H196ZM210 92H211V91H210ZM215 92H216V91H215ZM215 92H213V93H215ZM242 92H243V90H242ZM249 92H250V91H249ZM0 93H1V92H0ZM9 93H11V92H9ZM50 93H51V92H50ZM207 93H209V92H207ZM251 93H253V92H251ZM257 93H258V90H257ZM257 93L254 92L255 95H256ZM260 93H262V92H260ZM15 94H16V93H14L13 95H15ZM18 94H19V93H18ZM30 94H31V93H30ZM32 94H33V93H32ZM32 94L29 95V96H32ZM41 94H42V93H41ZM211 94H212V93H211ZM241 94H242V93H241ZM0 95H1V94H0ZM8 95H9V94H8ZM10 95H11V94H10ZM26 95H27V94H26ZM26 95H25V96H26ZM36 95H37V93H36ZM39 95H40V94H39ZM39 95H38V96H39ZM56 95H57V94H56ZM60 95H61V97H62V94H60ZM60 95H59V99H60ZM67 95H68V94H67ZM141 95H142V94H141ZM246 95H247V94H246ZM250 95L252 96V94H250ZM1 96L4 97L5 95L2 94ZM16 96H17V95H16ZM19 96H20V95H19ZM151 96H152V95H151ZM186 96H187V95H186ZM209 96L211 97V95H209ZM209 96H208V97H209ZM251 96H249V97H251ZM259 96H260V95H259ZM26 97H27V96H26ZM32 97H33V96H32ZM43 97H44V96H43ZM234 97H235V96H234ZM244 97H245V96H243V98H244ZM247 97H248V96H247ZM247 97H245V98H247ZM252 97H253V96H252ZM5 98H6V96H5ZM7 98H8V97H7ZM11 98H12V97H11ZM11 98H10V99H11ZM19 98H20V97H19ZM22 98H23V97H22ZM28 98H29V97H28ZM34 98H35V96H34ZM55 98H56V97H53V100H54ZM63 98H64V96H63ZM80 98H81V97H80ZM237 98H238V96H237ZM258 98H259V97H256V98L254 99V101H255L256 99L258 100ZM3 99H4V98H3ZM8 99H9V98H8ZM12 99H14V97H13ZM51 99H52V98H51ZM192 99H193V98H192ZM232 99H233V98H232ZM0 100H1V99H0ZM30 100H31V99H30ZM30 100H28V101H30ZM32 100H33V99H32ZM47 100H48V99H47ZM56 100H58V99L56 98ZM241 100H242V99H241ZM259 100H260V99H259ZM5 101H6V100H5ZM7 101H8V100H7ZM19 101H20V100H19ZM44 101H45V100H44ZM48 101H49V100H48ZM59 101H60V100H59ZM230 101H231V100H230ZM46 102H47V101H46ZM50 102H51V101H50ZM53 102H54V101H53ZM61 102H62V101H61ZM61 102H60V103H61ZM69 102H70V101H69ZM241 102H242V101H241ZM251 102H252V101H251ZM251 102H250V103H251ZM255 102H256V101H255ZM263 102H264V100H263ZM263 102H262V103H263ZM5 103H6V102H5ZM11 103H13V102H11ZM20 103H21V102H20ZM20 103H19V105H20ZM56 103H57V102H56ZM62 103H63V102H62ZM206 103H207V102H206ZM216 103H217V102H216ZM256 103H257V102H256ZM22 104H23V103H22ZM26 104H27V102H26ZM33 104H34V103H33ZM43 104H44V103H43ZM46 104H47V103H46ZM68 104H69V103H68ZM231 104H232V103H231ZM247 104H248V103H247ZM251 104H252V103H251ZM251 104H249V106H250ZM3 105H4V104H3ZM6 105H7V104H6ZM8 105H10V104H8ZM17 105H18V104H17ZM212 105H213V104H212ZM241 105H242V104H241ZM260 105H262V104L260 103ZM40 106H41V104H40ZM76 106H77V105H76ZM192 106H193V105H192ZM209 106H210V105H209ZM234 106H235V105H234ZM244 106H245V105H244ZM1 107H2V106H1ZM5 107H6V106H5ZM22 107H25V106H22ZM71 107H72V106H71ZM85 107H86V106H85ZM85 107H84V108H85ZM211 107H212V106H211ZM214 107H215V105H214ZM228 107H230V106H228ZM236 107H237V106H236ZM239 107H241V106H239ZM18 108H19V107H18ZM28 108H29V106H28ZM33 108H34V107H33ZM55 108H56V107H55ZM248 108L250 109V107H248ZM257 108H258V107H257ZM259 108H260V107H259ZM29 109H30V108H29ZM48 109H49V108H48ZM57 109H58V108H57ZM57 109H56V110H57ZM62 109H63V108H62ZM207 109H208V108H207ZM207 109H206V110H207ZM223 109H224V108H223ZM223 109H222V110H223ZM246 109H247V106H246ZM255 109H256V108H255ZM74 110H75V109H74ZM202 110H204V109H202ZM212 110H213V109H212ZM212 110H211V112H212ZM225 110H226V109H225ZM235 110H237V109H235ZM251 110L253 111V109H251ZM251 110H249V111L251 112ZM3 111H4V110H3ZM8 111H9V110H8ZM51 111H52V110H51ZM51 111H50V112H51ZM198 111H199V110H198ZM217 111H218V110H217ZM217 111H215V112H217ZM254 111H255V110H254ZM260 111H262V110H260ZM0 112H1V110H0ZM50 112H49V113H50ZM73 112H74V111H73ZM204 112H205V111H204ZM208 112H209V110H208ZM208 112H205V113H208ZM229 112H230V111H229ZM246 112H247V111H246ZM256 112H258L257 109H256ZM262 112H264V111H262ZM82 113H83V112H82ZM136 113H137V112H136ZM217 113H218V112H217ZM219 113H220V112H219ZM27 114H29V113L27 112ZM39 114H40V113H39ZM162 114H163V113H162ZM196 114H197V113H196ZM214 114H215V113L212 114V116H211V120H209V121H208V120H205V121H206V122H207V121H208V122L211 121L210 123L216 127V131H217L216 136H217V137H216V136H215V137H216V138L219 137L218 140H219V141H222L221 138L223 139V136L221 137L220 135L222 134V135L225 136V134H223V133H224V128H225V127H223V124H224L225 122L222 123L224 120L222 121V119H219L220 116H221L220 114H222V113L218 114V115H220L218 118H217L216 116H214ZM223 114H225V113H223ZM223 114H222V115H223ZM238 114H239V113H238ZM238 114H237V115H238ZM256 114H257V113H256ZM259 114H260V113H259ZM262 114H263V113H262ZM9 115H10V114H9ZM18 115H19V114H18ZM20 115H21V114H20ZM55 115H56V114H55ZM73 115H74V114H73ZM209 115H210V114H209ZM209 115H208V116H209ZM215 115H216V114H215ZM10 116H11V115H10ZM25 116H26V115H25ZM28 116H29V115H28ZM49 116H50V115H49ZM51 116H52V115H51ZM138 116H139V115H138ZM142 116H143V115H142ZM194 116H195V115H194ZM205 116H206V115H205ZM213 116H214L215 118H214ZM230 116H231V115H230ZM232 116H235V115H232ZM249 116H250V115H249ZM257 116H259V115H257ZM261 116H263V115H261ZM14 117H15V116H14ZM20 117H21V116H20ZM34 117H35V116H34ZM74 117H75V116H74ZM139 117H140V116H139ZM189 117H190V116H189ZM212 117H213V119H212ZM242 117H243V116H242ZM247 117H248V116H247ZM259 117H260V116H259ZM1 118H2V120H3V117L0 116V119H1ZM12 118H13V117H12ZM16 118H17V117H16ZM48 118H49V117H48ZM53 118H54V117H53ZM76 118H78V117H76ZM157 118H158V117H157ZM201 118H203V116H202ZM221 118H222V117H221ZM223 118H224V117H223ZM227 118H229V117H227ZM248 118H249V117H248ZM251 118L253 119L254 117H251ZM25 119H27V118L25 117ZM89 119H90V118H89ZM123 119H124V118H123ZM207 119H208V118H207ZM235 119H236V118H235ZM239 119H240V118H239ZM244 119H245V118H244ZM244 119H243V120H244ZM246 119H247V118H246ZM256 119H257V118H256ZM261 119H262V118H261ZM2 120H1L0 122L3 123L4 121H2ZM16 120H18V119H16ZM22 120H23V119H22ZM225 120H226V119H225ZM230 120H231V119H230ZM236 120H237V119H236ZM240 120H241V119H240ZM247 120H249V119H247ZM257 120H259V119H257ZM5 121H6V119H5ZM19 121H21V120H19ZM56 121H57V120H56ZM112 121H113V120H112ZM201 121H202V119H201ZM212 121H213V122H212ZM237 121H238V120H237ZM253 121H254V120H253ZM14 122H15V120H14ZM21 122H22V121H21ZM149 122H150V121H149ZM208 122L206 123L207 125H208ZM238 122H239V121H238ZM241 122H242V121H240V123H241ZM254 122H255V121H254ZM261 122H262V121H261ZM7 123H10V122H7ZM12 123H13V122H12ZM16 123H17V122H16ZM42 123H43V122H42ZM142 123H143V122H142ZM182 123H183V122H182ZM192 123H193V122H192ZM197 123H198V122H197ZM202 123H203V122H202ZM202 123H200V124H202ZM234 123H235V122H234ZM236 123H237V122H236ZM236 123H235V124H236ZM211 124H210V125H211ZM238 124H239V123H238ZM241 124H244V123H241ZM263 124H264V123H263ZM7 125H8L9 127L11 126V125H9V124H7ZM17 125H18V124H17ZM21 125H22V124H21ZM96 125H97V124H96ZM149 125H150V124H149ZM175 125H176V124H175ZM195 125H196V124H195ZM226 125H228V124H226ZM230 125H231V124H230ZM246 125H248V124H246ZM25 126H26V125H25ZM40 126H41V125H40ZM63 126H64V125H63ZM76 126H78V125H76ZM127 126H128V125H127ZM141 126H143V125H141ZM144 126H145V125H144ZM202 126H204V125L202 124ZM224 126H225V125H224ZM231 126H232V125H231ZM231 126H230V127H231ZM233 126H234V130H235L236 126H235V125H233ZM248 126H251V125H248ZM255 126H256V124H255ZM20 127H21V126H20ZM118 127H119V126H118ZM129 127H130V126H129ZM191 127H192V126H191ZM199 127H200V126H199ZM209 127H210V126H209ZM15 128H16V127H15ZM15 128H14V129H15ZM28 128H29V127H28ZM130 128H131V127H130ZM148 128H149V127H148ZM183 128H184V127H183ZM194 128H195V127H194ZM201 128H203V127H201ZM237 128H239V127H237ZM11 129H13V128H11ZM31 129H32V128H31ZM42 129H43V128H42ZM44 129H45V128H44ZM49 129H50V128H49ZM90 129H91V128H90ZM90 129H89V130H90ZM185 129H186V128H185ZM185 129H184V130H185ZM213 129H214V127H213ZM213 129H212V130H213ZM250 129H251V128H250ZM259 129H260V128H259ZM259 129L257 128L256 130H259ZM261 129H263V127H261ZM9 130H10V129H9ZM16 130H17V132H19L20 129H19V130L16 129ZM16 130H15V131H16ZM182 130H183V129H182ZM227 130H228V129H227ZM230 130H231V128H230ZM230 130H229V131H230ZM234 130H233V131H234ZM236 130H238V129H236ZM251 130L253 131V128H252ZM27 131H28V129H27ZM36 131H37V130H36ZM52 131H53V130H52ZM148 131H149V130H148ZM152 131H153V129H152ZM189 131H190V130H189ZM192 131H195V130H191L190 132L192 133ZM197 131H198V130H197ZM210 131H211V130H210ZM233 131H231V132H233ZM238 131H239V130H238ZM241 131H243V130H241ZM246 131H248V130H246ZM246 131H245V132H246ZM249 131H250V130H249ZM249 131H248V132H249ZM262 131H263V130H262ZM10 132H11V131H10ZM12 132H13V131H12ZM23 132H24V131H23ZM33 132H34V130H33ZM96 132H97V131H96ZM121 132H122V131H121ZM177 132H178V131H177ZM177 132H176V133H177ZM236 132H237V131H236ZM254 132H255V131H254ZM260 132H261V131H260ZM3 133H4V132H3ZM21 133H22V132H21ZM25 133H26V132H25ZM29 133H30V132H29ZM38 133H39V132H38ZM49 133H50V132H49ZM171 133H172V132H171ZM184 133H185V132H184ZM198 133H199V132H198ZM213 133H214V131H213ZM238 133H239V132H238ZM238 133H237V134H238ZM250 133H251V131H250ZM42 134H43V133H42ZM120 134H121V133H120ZM146 134H147V133H146ZM174 134H175V133H174ZM177 134H178V133H177ZM233 134H234V133H233ZM235 134H236V133H235ZM237 134H236V135H237ZM242 134H244V132H243ZM259 134H260V133H259ZM19 135H20V134H19ZM114 135H115V134H114ZM180 135H182V134H178V136H180ZM213 135H215V134H213ZM227 135H230V134H227ZM263 135H264V134H263ZM13 136H14V135H13ZM26 136H27V135H26ZM32 136H33V135H32ZM143 136H144V135H143ZM176 136H177V135H176ZM201 136L203 137L204 134L201 135ZM209 136H210V135H209ZM209 136H208V137H209ZM239 136H240V135H239ZM247 136H248V135H247ZM250 136H251V135H250ZM260 136H261V135H260ZM6 137H7V136H6ZM28 137H29V136H28ZM33 137H34V136H33ZM33 137L30 136L29 138L32 139ZM182 137H183V136H182ZM190 137H191V136H190ZM190 137H189V138H190ZM196 137H197V136H196ZM220 137H221V138H220ZM228 137H229V136H228ZM235 137H237V136H235ZM251 137H252V136H251ZM20 138H21V137H20ZM130 138H131V137H130ZM173 138H174V137H173ZM176 138H177V137H176ZM192 138H194V137H192ZM204 138H205V137H204ZM211 138H212V136H211ZM211 138H209V139L211 140ZM231 138H232V135H231ZM233 138H234V137H233ZM233 138H232V139H233ZM248 138H249V137H248ZM22 139H23V138H22ZM121 139H122V138H121ZM182 139H183V138H182ZM199 139H200V137H199ZM236 139H237V138H236ZM240 139H241V138H240ZM249 139H250V138H249ZM262 139H263V138H262ZM23 140H24V139H23ZM201 140H202V139H201ZM213 140H214V139H213ZM223 140H224V139H223ZM237 140H238V139H237ZM253 140H254V139H253ZM255 140H256V139H255ZM207 141H208V138H207ZM216 141H217V140H216ZM219 141H218V142H219ZM227 141H228V140H227ZM227 141H226V142H227ZM243 141H244V140L240 141V143L243 142ZM247 141H248V139H247ZM250 141H251V140H250ZM258 141H259V140H258ZM38 142H39V141H38ZM60 142H61V141H60ZM147 142H148V141H147ZM169 142H170V141H169ZM196 142H197V141H196ZM204 142H205V141H204ZM209 142L212 143V140L209 141ZM222 142H223V141H222ZM222 142H220V143H222ZM233 142H234V141H233ZM24 143H25V142H24ZM44 143H46V142H44ZM200 143H202V142H200ZM216 143H217V142H216ZM220 143L217 144V146L219 145V146H218V150H219V151H221L220 149H221L222 146L224 145V144H223V145L221 146V148L219 149V147H220V145H221ZM235 143H236V142H235ZM250 143H252V142H249V144H250ZM253 143H254V142H253ZM253 143H252V144H253ZM261 143H262V142H261ZM26 144H27V143H26ZM153 144H154V143H153ZM155 144H156V143H155ZM202 144H203V143H202ZM233 144H234V143H233ZM244 144H245V142H244ZM259 144H260V143H259ZM259 144H258V145H259ZM128 145H129V144H128ZM168 145L170 146L171 144H168ZM168 145H166V146H168ZM210 145H213V144H210ZM210 145H209V146H210ZM228 145H229V144H228ZM238 145H239V144H238ZM258 145H257V147H258ZM263 145H264V144H263ZM263 145L261 144V146H263ZM45 146H46V145H45ZM151 146H152V145H151ZM198 146H199V145H198ZM202 146H203V145H202ZM233 146H234V145H233ZM126 147H127V146H126ZM129 147H130V146H129ZM158 147H159V145H158ZM188 147H189V146H188ZM210 147H211V146H210ZM242 147H243V146H242ZM153 148H154V147H153ZM172 148H173V147H172ZM176 148H177V147H176ZM181 148H182V147H181ZM224 148H225V147H224ZM236 148H237V147H236ZM238 148H240V147H238ZM238 148H237V149H238ZM260 148H261V147H260ZM260 148H258V149L260 150ZM134 149H135V148H134ZM154 149H155V148H154ZM177 149H178V148H177ZM203 149H204V148H202V150H203ZM206 149H207V148H206ZM214 149H215V148H214ZM222 149H223V148H222ZM233 149H235V148H233ZM247 149H248V148H247ZM255 149H256V147H255ZM113 150H114V149H113ZM155 150H156V149H155ZM155 150H153V151L155 152ZM199 150H200V149H199ZM202 150H201V151H202ZM207 150L209 151V149H207ZM210 150H211V149H210ZM165 151H166V150H165ZM183 151H184V150H183ZM212 151H213V150H212ZM215 151H216V150H215ZM226 151L229 153L228 150H226ZM230 151H231V150H230ZM233 151H234V150H233ZM246 151H247V150H246ZM46 152H47V151H46ZM156 152H158V151L156 150ZM160 152H161V151H160ZM204 152H205V151H204ZM206 152H207V151H206ZM209 152H210V151H209ZM217 152H218V151H217ZM223 152H224V151H223ZM223 152H222V153H223ZM240 152H241V151H240ZM260 152H261V150H260ZM152 153H153V152H152ZM163 153H164V152H162V154H163ZM207 153H208V152H207ZM210 153H211V152H210ZM252 153H253V152H252ZM254 153H255V152H254ZM257 153H258V152H257ZM45 154H46V153H45ZM48 154H49V153H48ZM48 154H47V155H48ZM51 154H52V153H51ZM51 154H50V155H51ZM111 154H112V153H111ZM196 154H197V153H196ZM205 154H206V153H205ZM205 154H204V155H205ZM214 154L217 155L216 152H215ZM246 154L248 155L249 152L246 153ZM71 155H72V154H71ZM122 155H123V154H122ZM158 155H159V154H158ZM158 155H157V156H158ZM164 155H166V154L164 153ZM202 155H203V154H202ZM208 155H209V154H208ZM222 155H223V154H221V156H222ZM229 155H230V154H229ZM232 155H234V154H232ZM236 155H237V154H236ZM252 155H253V154H252ZM257 155H258V154H257ZM51 156H52V155H51ZM91 156H92V155H91ZM126 156H127V155H126ZM133 156H134V155H133ZM138 156H139V155H138ZM200 156H201V155H200ZM205 156H206V155H205ZM217 156H218V155H217ZM217 156H216V157H217ZM219 156H220V155H219ZM219 156H218V157H219ZM262 156H263V155H262ZM28 157H29V156H28ZM52 157H53V156H52ZM129 157H130V156H129ZM140 157H141V156H140ZM143 157H144V155H143ZM187 157H188V156H187ZM233 157H234V156H233ZM245 157H246V156H245ZM254 157H255V156H254ZM254 157H253V158H254ZM29 158H30V157H29ZM56 158H57V157H56ZM127 158H128V157H127ZM209 158L211 159V157H209ZM213 158H214V157H213ZM223 158H225V156H223ZM251 158H252V157H251ZM251 158H250V159H251ZM260 158H262V157H260ZM93 159H94V158H93ZM203 159H204V158H203ZM205 159H206V158H205ZM205 159H204V160H205ZM210 159H209V160H210ZM228 159H229V158H228ZM241 159H242V158H241ZM244 159H245V158H244ZM247 159H248V158H247ZM250 159H249V160H250ZM84 160H85V159H84ZM84 160H83V161H84ZM97 160H98V159H97ZM143 160H144V159H143ZM178 160H179V159H178ZM209 160H207V161H209ZM215 160H216V159H215ZM220 160H221V159H220ZM220 160H217V166H218V163H219V162H220V163L222 162V161H220ZM231 160H232V157H231ZM231 160H230V161H231ZM235 160H237V159H235ZM249 160H248V161H249ZM254 160H255V159H254ZM210 161H211V160H210ZM218 161H219V162H218ZM256 161H257V159H256ZM89 162H90V161H89ZM89 162H88V163H89ZM91 162H92V161H91ZM130 162H131V161H130ZM162 162H163V161H162ZM195 162H196V161H195ZM215 162H216V161H215ZM225 162H226V161H225ZM231 162L233 163V161H231ZM234 162H235V161H234ZM238 162H240V160H238ZM207 163H208V162H207ZM226 163H227V162H226ZM229 163H230V162H228V164H229ZM246 163H247V162H246ZM250 163H251V162H250ZM261 163H262V162H261ZM261 163H260V164H261ZM86 164H87V163H86ZM86 164H84V165H86ZM124 164H125V163H124ZM127 164H128V163H127ZM214 164H215V163H214ZM221 164H222V163H221ZM230 164H231V163H230ZM238 164H239V163H238ZM242 164H244V163H242ZM247 164H248V163H247ZM263 164H264V163H263ZM88 165H89V164H88ZM90 165H91V164H90ZM138 165H139V164H138ZM182 165H183V164H182ZM223 165H224V164H223ZM223 165H222V166H223ZM236 165H237V164H236ZM258 165H259V164H257V166H258ZM0 166H1V165H0ZM82 166H83V165H82ZM86 166H87V165H86ZM86 166H85V167H86ZM134 166L136 167V164H135ZM204 166H205V165H204ZM208 166H209V165H208ZM208 166H207V167H208ZM211 166H213V165H211ZM224 166L226 167V165H224ZM228 166H232V165H228ZM255 166H256V165H255ZM260 166H261V165H260ZM127 167H128V166H127ZM143 167H144V166H142L141 168H143ZM233 167H234V166H233ZM241 167H242V166H241ZM104 168H106V167H104ZM122 168H123V167H122ZM124 168H125V167H124ZM132 168H133V167H132ZM137 168H138V167H137ZM137 168H136V169H137ZM211 168L213 169V167H211ZM218 168H219V167H218ZM222 168H223V167H222ZM243 168H244V166H243ZM254 168H255V167H254ZM259 168H260V167H259ZM110 169H111V168H110ZM110 169H109V170H110ZM133 169H134V168H133ZM208 169H209V168H208ZM208 169H207V170H208ZM214 169H215V168H214ZM216 169H217V168H216ZM227 169H228V168H227ZM238 169H240V168H238ZM238 169H237V170H238ZM260 169H262V168H260ZM263 169H264V168H263ZM112 170H113V169H112ZM124 170H125V169H124ZM209 170H210V169H209ZM237 170H236V171H237ZM242 170H243V169H242ZM114 171H116V170H114ZM187 171H188V170H187ZM219 171H220V170H219ZM228 171H229V170H228ZM122 172H123V171H122ZM126 172H127V171H126ZM154 172H155V171H154ZM168 172H169V171H168ZM229 172H230V171H229ZM231 172H232V171H231ZM244 172H245V171H244ZM119 173H120V172H119ZM129 173H131V172H129ZM221 173H222V172H221ZM223 173H224V172H223ZM254 173H256V171H254ZM228 174H229V173H228ZM245 174H246V173H245ZM256 174H257V173H256ZM111 175H112V174H111ZM120 175H121V173H120ZM195 175H196V174H195ZM208 175H209V174H208ZM230 175H231V174H230ZM118 176H119V174H118ZM133 176H134V175H133ZM221 176H222V175H221ZM129 177H130V176H129ZM135 177H136V176H135ZM157 177H158V176H157ZM246 177H248V176H246ZM203 178H204V177H203ZM237 178H238V177H237ZM2 179H3V177H2ZM132 179H133V178H132ZM136 179H137V178H136ZM180 179H181V178H180ZM249 179H250V178H249ZM253 179H254V177H253ZM260 179H261V178H260ZM262 179H263V178H262ZM0 180H1V179H0ZM138 180H139V179H138ZM232 180H233V179H232ZM126 181H127V180H126ZM129 181H130V180H129ZM201 181H202V180H201ZM203 181H204V180H203ZM256 181H257V180H256ZM2 182H3V181H2ZM124 182H125V181H124ZM143 182H144V181H143ZM208 182H209V181H208ZM228 182H229V180L227 181V185H229ZM245 182H246V181H245ZM263 182H264V181H263ZM127 183H128V182H127ZM197 183H198V182H197ZM230 183H231V182H230ZM129 184H130V183H128V185H129ZM133 184H134V183H133ZM135 184H136V183H135ZM139 184H140V183H139ZM199 184H200V183H199ZM213 184H214V183H213ZM225 184H226V183H225ZM66 185L68 186V184H66ZM125 185H126V184H125ZM130 185H131V184H130ZM136 185H137V184H136ZM136 185H133V186H136ZM142 185H143V184H142ZM144 185H145V184H144ZM167 185H168V184H167ZM174 185H175V184H174ZM207 185H208V184H207ZM255 185H256V184H255ZM255 185H254V186H255ZM257 185H258V184H257ZM259 185H261V184H259ZM1 186H2V185H1ZM138 186H139V185H138ZM172 186H173V185H172ZM243 186H244V185H243ZM175 187H176V186H175ZM200 187H201V186H200ZM216 187H217V186H216ZM225 187H226V186H225ZM231 187H232V186H231ZM7 188H9V187L7 186V187L4 188V189L7 190ZM19 188H20V187H19ZM22 188H23V187H22ZM41 188H42V187H41ZM65 188H66V187H65ZM129 188H130V187H129ZM133 188H134V187H133ZM213 188H214V187H213ZM226 188H227V187H226ZM228 188H230V187H228ZM233 188H234V187H233ZM243 188H244V187H243ZM247 188H248V187H247ZM250 188H251V187H250ZM4 189H3V190H4ZM117 189H118V188H117ZM136 189H137V188H136ZM141 189H142V188H141ZM184 189H185V188H184ZM204 189H205V188H204ZM230 189H231V188H230ZM245 189H246V188H245ZM256 189H257V188H256ZM5 190H4V191H5ZM65 190H66V189H65ZM68 190H69V189H68ZM76 190H77V189H76ZM76 190H74V191H76ZM129 190H130V189H129ZM134 190H135V189H134ZM138 190H140V189L138 188ZM219 190H220V189H219ZM233 190H235V189H233ZM251 190H252V189H251ZM0 191H2V189H1ZM10 191H11V190H10ZM10 191H9V192H10ZM83 191H84V190H83ZM152 191H153V190H152ZM152 191H151V192H152ZM167 191H168V190H167ZM227 191H228V190H227ZM227 191H226V192L224 191V192L227 193ZM11 192H12V191H11ZM13 192H14V191H13ZM13 192H12V193H13ZM15 192H16V191H15ZM18 192H20V191H18ZM30 192H31V191H30ZM30 192H29V193H30ZM77 192H78V190H77ZM85 192H86V191H85ZM119 192H120V190H119ZM121 192H122V191H121ZM121 192H120V193H121ZM162 192H163V190H162ZM208 192H209V191H208ZM245 192H246V191H245ZM248 192H250V191H248ZM252 192H253V190H252ZM261 192H262V191H261ZM27 193H28V192H27ZM31 193H32V192H31ZM80 193H81V192H80ZM137 193H138V192H137ZM140 193H141V192H140ZM240 193H241V192H240ZM256 193H257V192H254V193H252V194L256 195ZM7 194H8V193H7ZM13 194H14V193H13ZM21 194H22V193H21ZM56 194H57V193H56ZM176 194H177V193H176ZM178 194H179V193H178ZM178 194H177V195H178ZM215 194H216V193H215ZM245 194H247V193H245ZM252 194H251V192H250V195H252ZM260 194H262V193H260ZM22 195H23V194H22ZM25 195H26V194H25ZM29 195H31V194H29ZM32 195H34V194H32ZM50 195H51V194H50ZM140 195H141V194H140ZM169 195H170V194H169ZM171 195H172V194H171ZM205 195H206V194H205ZM213 195H214V194H213ZM243 195H244V194H243ZM247 195H248V194H247ZM34 196H35V195H34ZM48 196H49V195H48ZM64 196H65V195H64ZM68 196H69V195H68ZM115 196H116V195H115ZM124 196H125V195H124ZM124 196H123V197H124ZM151 196H152V195H151ZM195 196H196V195H195ZM203 196H204V195H203ZM207 196H208V195H207ZM217 196H218V195H217ZM244 196H245V195H244ZM7 197L9 198V195H7ZM16 197H17V196H16ZM31 197H32V196H31ZM41 197H42V196H41ZM58 197L60 198V196H58ZM69 197H70V196H69ZM164 197H165V196H164ZM178 197H180V196H178ZM220 197H221V196H220ZM239 197H240V196H239ZM12 198H13V197H12ZM27 198H28V197H27ZM48 198H49V197H48ZM73 198H74V197H73ZM125 198H126V197H125ZM155 198H156V197H155ZM174 198H175V197H174ZM212 198H213V197H212ZM212 198H211V199H212ZM5 199H6V198H5ZM16 199H17V198H16ZM19 199H20V198H19ZM24 199H25V198H24ZM24 199H23V200H24ZM65 199H66V198H65ZM69 199H70V198H69ZM121 199H122V198H121ZM158 199H159V198H158ZM171 199H172V197H171ZM175 199H176V198H175ZM230 199H231V198H230ZM242 199H243V198H242ZM253 199H254V198H253ZM255 199H256V197H255ZM263 199H264V198H263ZM13 200H14V199H13ZM21 200H22V199H21ZM30 200H31V199H30ZM50 200H51V198H50ZM126 200H127V199H126ZM143 200H144V199H143ZM165 200H166V199H165ZM182 200H183V199H182ZM186 200H187V199H186ZM189 200H190V199H189ZM223 200H225V199H223ZM232 200H233V199H232ZM251 200H252V199H251ZM258 200H259V199H258ZM62 201H64V200H62ZM67 201H68V200H67ZM121 201H122V200H121ZM127 201H128V200H127ZM166 201H167V200H166ZM170 201H171V200H170ZM173 201H174V200H173ZM176 201H177V200H176ZM220 201H222V200H220ZM245 201H246V200H245ZM259 201H260V200H259ZM39 202H40V201H39ZM118 202H120V200H119ZM118 202H117V203H118ZM161 202H163V201H161ZM211 202H212V201H211ZM241 202H242V201H241ZM255 202H256V201H255ZM1 203H2V202H1ZM9 203H10V201H9ZM11 203H13V202H11ZM14 203H15V202H14ZM14 203H13V204H14ZM17 203H18V202H17ZM70 203H71V202H70ZM125 203H126V202H125ZM163 203H164V202H163ZM176 203H177V202H176ZM176 203H175V204H176ZM187 203H188V202H187ZM190 203H191V202H190ZM218 203L220 204V202H218ZM230 203H231V202H230ZM239 203H240V202H239ZM244 203H245V202H244ZM7 204H8V203H7ZM38 204H39V207H40V203H38ZM127 204H128V203H127ZM168 204H170V203H168ZM175 204H174V205H175ZM207 204H208V203H207ZM240 204H241V203H240ZM251 204H252V203H251ZM8 205H9V204H8ZM33 205H35V204H33ZM36 205H37V203H36ZM128 205H129V204H128ZM170 205H171V204H170ZM200 205H201V204H200ZM217 205H218V204H217ZM254 205H255V204H254ZM257 205H258V204H257ZM261 205H263V204H261ZM2 206H3V205H2ZM9 206H10V205H9ZM60 206H61V205H60ZM67 206H68V205H67ZM117 206H119V205L117 204ZM125 206H126V205H125ZM194 206H195V205H194ZM230 206H232V205H230ZM258 206H259V205H258ZM4 207H5V206H4ZM39 207H38V208H39ZM41 207H42V206H41ZM51 207H52V206H51ZM69 207H70V206H69ZM147 207H148V205H147ZM170 207H172V206H170ZM218 207H219V206H218ZM220 207H221V204H220ZM222 207H223V206H222ZM246 207H248V206H246ZM246 207H245V208H246ZM23 208H24V207H23ZM44 208H45V207H44ZM44 208H43V209H44ZM74 208H75V207H74ZM86 208H88V207H86ZM93 208H94V207H93ZM117 208H118V207H117ZM141 208H142V207H141ZM248 208H249V207H248ZM257 208H258V207H257ZM259 208H261V207H259ZM259 208H258V209H259ZM5 209H6V208H5ZM5 209H4L3 211H6ZM46 209H47V208H46ZM90 209H91V208H90ZM100 209H101V208H100ZM121 209H123V208L121 207ZM125 209H126V208H125ZM211 209H212V208H211ZM20 210H21V208H20ZM49 210H50V209H49ZM97 210H99V209H97ZM133 210H134V209H133ZM159 210H160V209H159ZM172 210H174V209L172 208ZM186 210H187V209H186ZM186 210H185V211H186ZM220 210H221V208H220ZM220 210H219V212H220V214H222ZM231 210H232V209H231ZM234 210H235V209H234ZM251 210H252V209H251ZM31 211H32V210H31ZM33 211H34V210H33ZM60 211H61V210H60ZM131 211H132V210H131ZM145 211H147V210H145ZM163 211H164V210H163ZM187 211H189V210H187ZM224 211H225V210H224ZM248 211H249V210H248ZM61 212H62V211H61ZM96 212H97V211H96ZM113 212H114V211H113ZM122 212H123V211H122ZM122 212H121V213H122ZM132 212H133V211H132ZM168 212H169V210H168ZM172 212H173V211H172ZM175 212H176V211H175ZM177 212H178V211H177ZM177 212H176V213H177ZM259 212H260V211H259ZM126 213H127V212H125V214H126ZM149 213H150V212H149ZM249 213H250V212H249ZM1 214H2V213H1ZM118 214H119V210H118ZM123 214H124V213H122V215L119 214V216L121 215V218H122ZM129 214H130V213H129ZM170 214H171V213H170ZM173 214H174V213H173ZM178 214H179V213H178ZM218 214H219V213H218ZM231 214H232V213H231ZM239 214H240V212H239ZM244 214H245V213H244ZM250 214H251V213H250ZM257 214H258V213H257ZM260 214H261V213H260ZM3 215H4V214H3ZM104 215H105V214H104ZM126 215L128 216V214H126ZM135 215H136V214H134V216H135ZM225 215H226V214H225ZM237 215H238V214H237ZM255 215H256V214H255ZM9 216H10V215H8V217H9ZM13 216H14V215H13ZM27 216H28V215H27ZM30 216H31V215H30ZM32 216H33V215H32ZM99 216H100V215H99ZM111 216H112V215H111ZM119 216L117 215V216H114V217H116V218L118 217L117 219H118L119 221H121L122 219L125 220V218H126V217H124V218L120 219ZM139 216H140V215H139ZM141 216H142V215H141ZM148 216H149V215H148ZM166 216H167V215H166ZM174 216H176V215H174ZM259 216H260V215H259ZM0 217H1V216H0ZM95 217H96V216H95ZM104 217H105V216H104ZM108 217H110V216H108ZM171 217H172V216H171ZM216 217H218V215H217ZM245 217H246V216H245ZM34 218H35V217H34ZM49 218H50V217H49ZM100 218H101V217H100ZM111 218H112V217H111ZM129 218H131V217H129ZM137 218H139V217H137ZM137 218H135V219H137ZM154 218H155V217H154ZM163 218H164V217H163ZM165 218H166V217H165ZM247 218H248V215H247ZM257 218H258V216H257ZM0 219H1V218H0ZM38 219H39V218H38ZM40 219H41V218H40ZM90 219H91V218H90ZM101 219H102V218H101ZM114 219H115V218H114ZM132 219H133V217H132ZM147 219H148V218H147ZM168 219H169V218H168ZM177 219H178V218H177ZM218 219H219V218H218ZM225 219H226V218H225ZM229 219H230V218H229ZM231 219H232V218H231ZM254 219H255V218H254ZM258 219H259V218H258ZM6 220H7V219H6ZM6 220H5V221H6ZM31 220H33V219H31ZM34 220H35V219H34ZM111 220H112V219H111ZM124 220H122V221L124 222ZM133 220H134V219H133ZM151 220H152V219H151ZM172 220H173V219H172ZM185 220H186V218H185ZM232 220H233V219H232ZM242 220H243V219H242ZM3 221H4V217H3ZM7 221H8V220H7ZM65 221H66V220H65ZM98 221H99V220H98ZM127 221H128V220H127ZM135 221H136V220H135ZM139 221H140V220H139ZM260 221H261V220H260ZM262 221H263V220H262ZM44 222H45V221H44ZM105 222H106V221H105ZM112 222H115V221H112ZM128 222H129V221H128ZM136 222H137V221H136ZM167 222H168V221H167ZM173 222H174V221H173ZM188 222H189V221H188ZM246 222H247V220H246ZM246 222H244V223H246ZM2 223H4V222H2ZM62 223H63V222H62ZM62 223H61V225H63ZM102 223H103V222H102ZM117 223H118V222H117ZM119 223H120V222H119ZM125 223H126V222H124L123 224H125ZM132 223H133V222H132ZM141 223H142V220H141ZM218 223H219V222H218ZM233 223H234V222H233ZM41 224H42V222H41ZM99 224H100V223H99ZM128 224H129V223H128ZM130 224H131V223H130ZM146 224H147V223H146ZM219 224H220V223H219ZM226 224H227V223H226ZM247 224H248V223H247ZM256 224L258 225V221H257ZM5 225H6V224H5ZM38 225H39V224H38ZM66 225H67V224H66ZM137 225H138V224H137ZM142 225H143V224H142ZM186 225H187V224H186ZM194 225H195V224H194ZM216 225L218 226V224H216ZM220 225H221V224H220ZM259 225H260V224H259ZM125 226H126V225H125ZM132 226H133V225H132ZM135 226H136V225H135ZM154 226H155V225H154ZM221 226H222V225H221ZM234 226H235V225H234ZM84 227H85V226H84ZM120 227H121V226H120ZM139 227H140V226H139ZM149 227H150V225H149ZM155 227H156V226H155ZM168 227H169V226H168ZM168 227H167V228H168ZM183 227H184V226H183ZM185 227H186V226H185ZM1 228H2V227H1ZM6 228H7V227H6ZM123 228H125V227H123ZM126 228H127V227H126ZM126 228H125L126 231L129 230V229H126ZM150 228H151V227H150ZM159 228H160V227H159ZM218 228H219V226H218ZM218 228H217V230H218ZM220 228H221V227H220ZM236 228H237V227H236ZM249 228H250V226H249ZM252 228H253V227H252ZM71 229H72V228H71ZM117 229H118V228H117ZM156 229H157V228H156ZM238 229H239V228H238ZM245 229H246V227H245ZM44 230H45V229H44ZM81 230H82V229H81ZM95 230H96V229H95ZM146 230H147V229H146ZM159 230H160V229H159ZM167 230H168V229H167ZM228 230H229V229H228ZM258 230H259V229H258ZM258 230H257V232H258ZM263 230H264V229H263ZM102 231H103V230H102ZM122 231H123V230H122ZM129 231H131V230H129ZM152 231H153V230H152ZM169 231H170V230H169ZM176 231H177V230H176ZM219 231H221V230H219ZM219 231H218V233H219ZM230 231H231V230H230ZM246 231H247V230H246ZM259 231H260V230H259ZM71 232H72V231H71ZM76 232H77V231H76ZM136 232H137V231H136ZM174 232H175V231H174ZM174 232H173V233H174ZM192 232H193V231H192ZM247 232H249V231H247ZM250 232H252V230H251ZM27 233H28V232H27ZM42 233L44 234V231H43ZM52 233H53V232H52ZM90 233H91V232H90ZM90 233H89V234H90ZM92 233H93V232H92ZM92 233H91V234H92ZM97 233H99V232H97ZM97 233H96V234H97ZM125 233H126V232H125ZM130 233H131V232H129V234H130ZM161 233H162V232H161ZM216 233H217V232H216ZM223 233H225V232H223ZM227 233H228V232H227ZM230 233H231V232H230ZM230 233H229V237H230ZM238 233H239V232H238ZM258 233H260V232H258ZM258 233H257V234H258ZM76 234H77V233H76ZM94 234H95V233H94ZM129 234H128V235H129ZM140 234H142V233H140ZM197 234H198V233H197ZM220 234H222V232H221ZM220 234H219V237H221ZM239 234H240V233H239ZM245 234H246V233H245ZM245 234H244V235H245ZM249 234H250V233H249ZM261 234H262V233H261ZM263 234H264V233H263ZM263 234H262V235H263ZM100 235H102V234H100ZM110 235H111V234H110ZM119 235H121V234H119ZM133 235H134V234H133ZM138 235H139V234H138ZM166 235H167V234H166ZM226 235L228 236V234H226ZM241 235H243V234H241ZM250 235H251V234H250ZM250 235H249V237H250ZM253 235L255 236L254 233H253ZM46 236H48V234H47ZM87 236H88V235H87ZM91 236H92V235H91ZM98 236H99V234L97 235V237H98ZM107 236L109 237L108 234H107ZM111 236H112V235H111ZM111 236H110V238H111ZM113 236H114V235H113ZM123 236H124V235H123ZM194 236H195V235H194ZM199 236H200V235H199ZM210 236H211V235H210ZM217 236H218V234H217ZM217 236H216V237H217ZM102 237H103V236H102ZM115 237H116V235H115ZM120 237H122V236H120ZM120 237H119V238H120ZM151 237H152V236H151ZM192 237H193V236H192ZM252 237H253V236H252ZM263 237H264V236H263ZM49 238H50V237H49ZM75 238H76V237H75ZM84 238H85V237H84ZM98 238H99V237H98ZM119 238H118V239H119ZM125 238H126V237H125ZM147 238H148V237H147ZM152 238H153V237H152ZM175 238H176V237H175ZM226 238H227V237H226ZM255 238H256V237H255ZM257 238H258V237H257ZM260 238H261V237H260ZM36 239H39V238H36ZM43 239H44V238H43ZM53 239H54V238H53ZM53 239H52V240H53ZM89 239H90V238H89ZM112 239H113V238H112ZM116 239H117V238H116ZM123 239H124V238H123ZM126 239H127V238H126ZM150 239H151V238H150ZM208 239H209V238H208ZM247 239H248V238H247ZM47 240H49V239H47ZM56 240H57V239H56ZM65 240H66V239H65ZM79 240H80V239H79ZM90 240H91V239H90ZM92 240H93V239H92ZM100 240L102 241V239H100ZM104 240H105V239H104ZM154 240H155V239H153V241H150L151 243H149V240H147V244H146V241H145L144 243H145L146 245L144 244V246H147V245H150V244H151V246L153 245V247H154V246H155V245H154V242H155ZM230 240H231V239H230ZM236 240H237V239H236ZM245 240H246V239H245ZM254 240H255V242H256V239H254ZM258 240H260V239H258ZM38 241L41 242V240H38ZM42 241H43V240H42ZM44 241H45V240H44ZM60 241H61V240H60ZM96 241H97V240H96ZM108 241H109V240H108ZM124 241H125V240H124ZM127 241H128V240H127ZM133 241H134V240H133ZM215 241H216V240H214V242H215ZM218 241H219V240H218ZM220 241H221V239H220ZM251 241H252V240H251ZM262 241H263V240H262ZM40 242H39V243H40ZM74 242H76V241H74ZM83 242H85V241H83ZM86 242H87V241H86ZM86 242H85V243H86ZM94 242H95V241H94ZM128 242H129V241H128ZM139 242H141V241H139ZM157 242H158V241H157ZM190 242H191V241H190ZM221 242H222V241H221ZM252 242H253V241H252ZM258 242H259V241H258ZM39 243L37 242V244H39ZM46 243H47V242H46ZM46 243H45V244H46ZM60 243H61V242H60ZM63 243H64V241H63ZM63 243H62V244H63ZM66 243H67V242H66ZM72 243H73V242H72ZM79 243H80V241H79ZM79 243L77 242V244H79ZM91 243H92V242H91ZM96 243H98V242H96ZM99 243H100V241H99ZM99 243H98V244H99ZM106 243H107V242H106ZM134 243H135V242H134ZM148 243H149V244H148ZM152 243H153V244H152ZM155 243H156V242H155ZM163 243H164V242H163ZM209 243H210V242H208V244H209ZM219 243H220V242H219ZM235 243H236V241H235ZM245 243H246V242H245ZM262 243H263V242H262ZM41 244H44V242H43V243L41 242ZM45 244H44V245H45ZM47 244H48V243H47ZM62 244H61V245H62ZM88 244H89V243H88ZM94 244H95V243H94ZM104 244H105V242H104ZM114 244H116V243H114ZM119 244H120V243H119ZM119 244L117 243L118 246H119ZM122 244H123V243H122ZM137 244H138V243H137ZM210 244H211V243H210ZM236 244H237V243H236ZM240 244H241V243H240ZM243 244H244V243H243ZM255 244H256V243H255ZM258 244H259V243H258ZM260 244H261V243H260ZM260 244H259V245H260ZM90 245H91V244H90ZM105 245H107V244H105ZM108 245H109V244H108ZM120 245H121V244H120ZM129 245H130V244H129ZM138 245H139V244H138ZM140 245H141V244H140ZM156 245H157V244H156ZM167 245H168V244H167ZM198 245H199V244H198ZM222 245H223V244H222ZM229 245H231V244L229 243ZM245 245H246V244H245ZM247 245H250V244H247ZM247 245H246V246H247ZM259 245H258V246H259ZM33 246H35V244H34ZM40 246H42V245H40ZM50 246H52V245H50ZM82 246H84V245H82ZM96 246H97V244H96ZM122 246H123V245H121L120 248H122ZM125 246H126V245H125ZM130 246H131V245H130ZM151 246H150V247H151ZM161 246H162V245H161ZM215 246H217V245H215ZM218 246H220V245H218ZM255 246H257V244H256ZM258 246H257V247H254V248H258L257 250H262L261 253L263 252V253H262L263 255H262L261 253H260L261 255H260L259 253H254L255 256H253V258H255V259H253V260L251 259V260H252V261H255V262H256L255 264H264V251H263L264 246H263L262 244H261V246H259V247H258ZM262 246H263V247H262ZM30 247H31V246H30ZM45 247H46V246H44V247H42V248L46 249ZM53 247H54V246H53ZM111 247H112V246H111ZM138 247H139V246H138ZM153 247H151V248L148 247V248L151 250V249H153ZM196 247H197V246H196ZM240 247H241V245H240ZM247 247H249V246H247ZM47 248H49V244H48V247H47ZM80 248H81V247H80ZM82 248H83V247H82ZM85 248H86V247H85ZM114 248H115V247H114ZM132 248H133V247H132ZM142 248L145 250L144 247H142ZM148 248H147V249H148ZM155 248H156V247H155ZM155 248H154V251H155L154 253H156V250H157L158 247L156 248V250H155ZM165 248H166V247H165ZM167 248H168V247H167ZM183 248H184V247H183ZM210 248H211V247H210ZM221 248H222V247H221ZM238 248H239V247H238ZM252 248H253V247H252ZM259 248H260V249H259ZM50 249H51V248H50ZM100 249H103V248H100ZM112 249H113V248H112ZM112 249H111V251H112ZM123 249H124V248H123ZM123 249H121V251L125 252V255H126V253H127L128 251H129V254L133 255L132 252H133L134 249H133V250L130 249V250H128L127 252H126V250H127L128 248H126V250L124 249L125 251H124ZM219 249H220V248H219ZM33 250H34V249H33ZM80 250H81V249H80ZM107 250H108V249H107ZM113 250H114V249H113ZM116 250H117V252H116ZM116 250H115V252L113 251L114 254L111 252V253L113 254V256H114V258H113L112 254H111V258L115 259V260H116V264H117V259H116V258L118 257V258H120L121 261H122V263H121V261L119 260V261H120L119 264H120V263H121V264H124V261L127 259V255L125 256L124 253L121 252V254L123 253L124 258H126L125 260H122V259H123V258H121L122 255H121V254L118 255V252H119L118 250H120V249L117 247ZM135 250H136V249H135ZM192 250H193V249H192ZM210 250H211V249H210ZM233 250H234V247H233ZM240 250H241V249H240ZM247 250H248V249H247ZM25 251H26V250H25ZM29 251H30V250H29ZM37 251H38V249H37ZM76 251H77V250H76ZM130 251H131V252H130ZM151 251L153 252V250H151ZM159 251H160V249H159ZM159 251L157 250V253H158ZM163 251H164V250H163ZM163 251H162V252H163ZM208 251H209V250H208ZM212 251H213V250H212ZM221 251H222V250H221ZM230 251H231V249H230ZM230 251H228V252H230ZM241 251H242V250H241ZM252 251H256V249H254V250H252ZM30 252H31V251H30ZM40 252H41V251H40ZM45 252H46V250H45ZM100 252H101V251H100ZM103 252H104V251H103ZM106 252H107V251H106ZM136 252H137V251H136ZM136 252H135V253H136ZM147 252H148V251H147ZM160 252H161V251H160ZM160 252H159V253H160ZM162 252H161V253H162ZM164 252H165V251H164ZM166 252H167V251H166ZM169 252H170V251H169ZM210 252H211V251H210ZM214 252H215V251H214ZM216 252H217V251H216ZM232 252H233V251H232ZM234 252H235V251H234ZM234 252H233V253H234ZM38 253H39V252H38ZM101 253H102V252H101ZM107 253H108V252H107ZM137 253H138V252H137ZM154 253H153V254H154ZM167 253H168V252H167ZM226 253H227V251H226ZM45 254H46V253H45ZM45 254H43L42 257H44ZM48 254H49V253H48ZM48 254H47V255H48ZM61 254H62V253H61ZM89 254H90V253H89ZM108 254H109V253H108ZM127 254H128V253H127ZM141 254H142V253H141ZM141 254H140V255H141ZM150 254H151V253H150ZM165 254H166V253H165ZM254 254H253V255H254ZM47 255H46V256H47ZM87 255H88V254H87ZM100 255H102V254H100ZM131 255H128V258H129ZM143 255H145V254H143ZM143 255H142V256H143ZM147 255H148V254H147ZM157 255H158V254H157ZM228 255H229V254H228ZM237 255H238V254H237ZM248 255H249V254H248ZM248 255H247V256H248ZM46 256H45V257H46ZM52 256H53V255H52ZM85 256H86V255H85ZM103 256H104V255H103ZM109 256H110V255H109ZM115 256H117V257H115ZM135 256H139V255L134 254V257H135ZM142 256H141V257H142ZM158 256H159V255H158ZM160 256H161V255H160ZM181 256H182V255H181ZM192 256H193V255H192ZM211 256H213V254H211ZM222 256H223V255H222ZM230 256H231V255H230ZM230 256H229V257H230ZM232 256H233V255H232ZM235 256H236V255H235ZM249 256H250V255H249ZM40 257H41V256H40ZM45 257H44V258H45ZM50 257H51V256H50ZM132 257H133V256H132ZM139 257H140V256H139ZM139 257L136 258V259H137V260H136L137 262L139 261L138 259L141 258V257H140V258H139ZM147 257H149V256H147ZM198 257H199V256H198ZM239 257H240V256H239ZM239 257H238V258H239ZM250 257H251V256H250ZM250 257H249V258H250ZM67 258H68V257H67ZM105 258H106V256L103 257V258H101V260H102L103 262H105ZM107 258H108V257H107ZM144 258H145V257H144ZM144 258H143V259H144ZM166 258H167V257H166ZM193 258L195 259V256H194ZM208 258H214V257H208ZM238 258H237V259H238ZM249 258H247V259H249ZM251 258H252V257H251ZM30 259H31V258H30ZM47 259H49V258H47ZM56 259H58V258H56ZM151 259H152V258H151ZM202 259H203V258H202ZM214 259H215V261L217 260L216 258H214ZM222 259H223V257H222ZM231 259H232V257H231ZM247 259H246V256H245V260H247ZM42 260H43V259H42ZM96 260H97V259H96ZM132 260H135V258H134V259L132 258ZM140 260H141V259H140ZM145 260H147V259H144V261H145ZM161 260H162V259H161ZM180 260H181V259H180ZM204 260H205V259H204ZM207 260L210 261V259H207ZM49 261H50V259H49ZM102 261H101V262H102ZM107 261H108V259H107ZM130 261H131V259H130ZM136 261H134V262H135L134 264H140V261H139L138 263H137ZM148 261H149V260H148ZM163 261H164V260H163ZM184 261H185V260H184ZM205 261H206V260H205ZM223 261H224V260H223ZM62 262H63V261H62ZM74 262H75V261H74ZM94 262H95V261H94ZM145 262H146V261H145ZM150 262H151V261H150ZM152 262H153V261H152ZM211 262H212V261H211ZM235 262H237V261H235ZM241 262H242V261H241ZM51 263H53V262H51ZM90 263H91V262H90ZM90 263H89V264H90ZM107 263H108V262H107ZM107 263H104V264H107ZM155 263H156V262H155ZM223 263H224V262H223ZM231 263H232V262H231ZM31 264H32V263H31ZM72 264H73V263H72ZM84 264H85V263H84ZM99 264H100V263H99ZM113 264H115V263H113ZM126 264H127V262H126ZM128 264H129V263H128ZM130 264H131V263H130ZM142 264H144V263H142ZM146 264H148V262H146ZM149 264H150V263H149ZM152 264H153V263H152ZM205 264H206V262H205ZM213 264H214V263H213ZM215 264H216V263H215ZM220 264H221V262H220ZM232 264H234V263H232ZM240 264H241V263H240ZM246 264H248V262H247ZM249 264H250V263H249Z\"/></svg>",
  "mask_w": 264,
  "mask_h": 264
}]
</instances>
